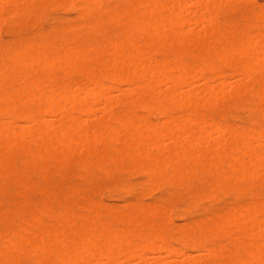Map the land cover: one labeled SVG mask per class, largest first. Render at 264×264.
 Here are the masks:
<instances>
[{
    "label": "rangeland",
    "instance_id": "1",
    "mask_svg": "<svg viewBox=\"0 0 264 264\" xmlns=\"http://www.w3.org/2000/svg\"><path fill=\"white\" fill-rule=\"evenodd\" d=\"M5 1L6 0H4L2 4L0 2V4H1L0 9L2 8L0 10V16H1L0 17V69H4L2 71L0 70V72H1L0 73L1 74L0 75L1 76L0 77V97L5 98V99L2 98V100H4L3 102L0 99V103H2V104H0V113H1L0 114V130H1V132H0V146H2V147H0V152H1L0 153V163H1L0 169L2 170L4 168H6L7 170L4 169L2 172L6 173V171H7L6 175H8V176H6L5 174L2 173V175L6 176V178H4V176H1V173H0V219H1L0 220V260H1L0 264H24L25 262H26L25 264H27V263L28 264H32V263L33 264H39V263L42 264V263H44V261L45 262L47 261L46 262L47 264H53L55 262L57 264V262H58L57 259L61 260L58 262V264H72L75 259H76V263H77V260H80V261H78L77 264H112V263L113 264H251V263L252 264H264V260H263L264 259V255H263L264 254V252H263V250H264V245H263L264 244V230L261 229L264 227V224H263L264 223V214H263L264 213V175H263L264 174V169H263L264 166L259 167V164L255 163L256 161L258 162L259 160H262V161H260V164L264 163L263 162V159H264V151H263L264 150V114H263L264 113V88H263L264 87V64H263L264 63V53L263 52L264 51H262V49L264 50V0H212V1L211 0H198V1H200V3L196 0H174V1L173 0L172 1L167 0L168 3L166 5L165 9L163 8L164 6L160 7V5H162V3H163V5H165L166 0H124V1L123 0H98V1L95 0L96 1V2H94L95 4L92 1H91L92 2L91 3L89 0V1H85L86 4L87 3L89 4V2L91 3V5L89 4L88 6L84 5V3H83L84 0L83 1L81 0V2H80V0H45L46 2L42 1V0H41V2H40V0H13V1L7 0V2H5ZM130 1L133 3V5H131V6H130V4H131ZM156 1H157L158 5L156 4ZM207 1L208 2L210 1L212 5L210 3H208ZM55 2H57V3H55ZM101 2H103L104 4H102ZM121 3L122 4L127 3V4L122 5ZM159 3H160V5H159ZM227 3H228V5H227ZM43 4H44V6H43ZM98 4L100 7L98 6ZM147 4L148 5L150 4V6L151 5L153 6L152 8L150 7L152 12L149 8L147 9V7H148ZM183 4L185 5V7ZM82 6H84L85 8H81ZM91 6H93V7H91ZM120 6H121V8H120ZM140 6H141V8H140ZM143 6H145L144 8H146V9H144ZM187 7H189V8H187ZM93 8H95L96 10L95 9L93 10ZM101 8H102V10H101ZM117 8L120 10H118ZM153 8L154 9L157 8L158 11H157V9H156L157 12L154 11ZM86 10H88L87 13H86ZM117 10L123 16H120V14L117 12ZM128 10L129 11L132 10L131 12H133V15H132L134 18L133 20L132 19L130 20V18H132V16H131L132 13L130 12L128 14L126 12ZM141 10H143V11H141ZM145 10L146 11L148 10V12H151V13H148V12L144 13ZM171 10H172V12H171ZM176 12H178V14H176ZM109 13H111V15ZM153 13H155V14H153ZM173 13L175 16L177 15L175 20L173 19V18H175ZM257 13H258V15H257ZM83 14H84V16H83ZM115 15H116V17H114V19L113 18L111 19V17H113ZM155 15L158 19L157 22L154 20ZM129 16H130V18H129ZM248 16H250V17L247 18ZM181 17L184 18V20ZM123 19H124V21H121ZM95 20L96 21L98 20L99 23L98 22L96 23ZM143 20H144V22H146L145 23V24H147L146 26L143 24L144 22L141 23ZM232 20H234V21H232ZM104 21H105V23H104ZM130 21H133V22L135 21L136 23H138L139 21L140 22L138 24H136L135 22L130 23ZM179 21H180V23H179ZM147 22H149V23H147ZM172 22L175 24H173ZM84 23H85V25H84ZM100 23H101V25H100ZM161 23L165 27H162ZM141 24L144 25L148 30L144 29V27L141 28L140 26H138ZM157 24H158V27L156 26ZM168 24H170V25H168ZM98 25H99V27H98ZM121 25L122 26L124 25V26L122 27ZM149 25H151V26L148 27ZM86 26H88L89 28ZM91 26H93V27H91ZM101 26H102V28H101ZM134 26L135 27L138 26L139 29L136 28L138 30H135ZM152 26L155 27V29ZM126 27H129V28H127V30H126ZM130 27L132 28V30L134 29L133 31H135V34H133V35L135 36L136 39L134 38L133 35H130V37H133V39H131L129 37L128 41L130 39L132 41L130 40L131 42H127V40H126L125 42L128 43V44H126L123 41L124 40L123 38L126 39V37H125L126 35L124 36L122 33L123 32H124V34L127 33L131 29ZM120 29L122 30V33H121ZM210 29H212V30H210ZM91 30H92V32H91ZM213 30H215V31L213 32ZM195 31H196V33H195ZM203 31H204V33H203ZM63 32H64V34H63ZM130 32H132V31L130 30ZM205 32H207V33H205ZM66 33H67V35H65ZM144 33H146L147 35ZM150 33H152L151 34L152 36L150 35ZM118 34H120V35H118ZM140 35L142 36V38ZM100 36H101V38H100ZM144 36L146 37V39ZM148 36L150 38H148ZM159 36L161 37V39ZM81 37L84 39H82ZM118 38H120L123 41V43ZM186 38H188V39H186ZM200 38L203 42L200 40ZM154 39L156 40V42ZM95 40H97V41H95ZM114 40H117L116 41L117 43L114 42ZM143 40H146L147 44L153 43L154 45L153 44L147 45L146 42ZM162 40H163V43H162ZM164 40H165V45H163ZM183 40H185L186 42L185 41L183 42ZM188 40H189V42H188ZM109 41H111V42H109ZM166 41H167V43H166ZM227 41H229V42L232 41V43L234 42L236 45L232 46ZM246 41H248V42L246 43ZM87 42H88V44H87ZM171 42H172V44H171ZM182 42H183V45H182ZM192 42H194V43H192ZM197 42H199V43H197ZM222 43H224L225 45ZM114 44L118 47L115 48ZM166 44H167V46H166ZM237 44H239L240 46H238ZM45 45H47V46H45ZM104 45H106V46H104ZM128 45H129V47H128ZM160 45H161V47H160ZM193 45H195V46L193 47ZM98 46H100V48ZM231 46H232V48H231ZM261 46H263V47H261ZM235 47H238V48L241 47L242 50L239 49V50H241V51H239V54H237L238 49ZM255 47H256V50H255ZM34 48H35V50H34ZM65 48H67V49H65ZM96 48H97V50H96ZM135 48H138L139 53L137 52V49H135ZM217 48L221 50V51L219 50L218 53L216 50ZM227 48L230 49L231 53H228ZM23 49H25V50H23ZM36 49L39 52L40 51L41 52L40 53L37 52ZM74 49L77 51V53H75ZM86 49L88 51H90L89 54H88V51H86ZM177 49H179V50H177ZM224 49H226L227 51L226 50L224 51ZM235 49H236L237 53H236ZM52 50L55 52H53ZM95 50L97 53L96 52L94 53ZM110 50H112V52H110ZM184 50H186V51H184ZM215 50H216V53H215ZM71 51H72V53H71ZM83 51L84 52L86 51V52L84 53ZM173 51H175V52L173 53ZM178 51H180V52H178ZM207 51H210V52L207 53ZM78 52H81V54ZM98 52H99V54H98ZM225 52L228 54H226ZM48 53L50 55H52L53 59L55 58L53 60L54 64H53V61H50V59H47L48 56L50 58V55ZM211 53H213V54H211ZM220 53L224 54V56ZM256 53H257V55H256ZM18 54H20L21 56ZM69 54L71 55V57L70 56L68 57ZM72 54L74 56V59L78 58L77 56L75 57V55H77V54H78V56L83 54V56H81V59L79 57L78 59L74 60L72 57ZM94 54H95V57H94ZM96 54H98V55H96ZM207 54H209L208 55L209 57L207 56ZM210 54L213 55V57ZM219 54L221 55V57H223V59L220 58L221 60H218L220 57ZM57 55H59V56H57ZM217 55H218V57L216 59ZM22 56H23V58H22ZM34 56H36V57H34ZM38 56H39V59L37 58ZM45 56H47V58ZM64 56H65V58H64ZM259 56L261 57L260 60L258 59ZM14 57H16L17 60H15L16 58H14ZM92 57H93L94 61L90 60V58H92ZM151 57H152V59H151ZM63 58L66 60L68 58L70 60V58H71V63H73V64L76 61L77 62L76 63L77 68L74 67L73 64H71L70 62H67L66 60H64ZM86 58H89V59L87 60ZM100 58L103 59L102 60L103 62L100 60ZM138 58H140V59L137 60ZM208 58L210 60L212 59L213 61L210 62V60ZM12 59H14V60H12ZM42 59H44V60L46 59V61H44V60L42 61ZM59 59H60V61H58ZM72 59L74 60V62H72L73 61ZM144 59L146 60V63H145ZM204 59H206V60L203 61ZM23 60H25V61H23ZM63 60H64V63L62 64ZM82 60H85L86 64H84L85 61H82ZM222 60H223V63H222ZM26 61H27V63H26ZM49 61L51 63H48ZM55 61H57V64ZM100 62H102V63H100ZM188 62H190V63L188 64ZM202 62H204V63L202 64ZM235 62H236V64H235ZM93 63H95V64L93 65ZM110 63H112L113 65ZM142 63H143V65H142ZM165 63H166V66H165ZM51 64H53V65H51ZM59 64H61L62 66ZM69 64L71 65V67L69 66ZM90 64H92L93 67H91ZM101 64H103V65H101ZM104 64H105V66H104ZM107 64H109V65H107ZM204 64L206 65L205 67H204ZM114 65H117L118 67H116ZM167 65H169L168 68H167ZM40 66H41V68H40ZM102 66H104L103 69H105L106 71L102 69ZM158 66L160 69L158 68ZM86 67L89 69V71H85V70H87ZM89 67H91V68H89ZM128 67H130V68H128ZM79 68H80V70H79ZM197 68H199V69H197ZM155 69H156V71H155ZM209 69H210V71H209ZM68 70H70V71H68ZM121 71H122L123 76L121 74ZM160 71H161V73H160ZM42 72H44V74H42ZM99 72H100V74H99ZM111 72L112 73L117 72V73H114V75L112 74L109 77L108 74H111ZM129 72H130V74H129ZM11 73H12V75H11ZM45 73H47V74H45ZM173 73H175V75ZM2 74H4V75H2ZM116 74H119V75L115 76ZM124 74H125V76H124ZM131 74H133V75H131ZM48 75H51V76H48ZM94 75H95V77H94ZM157 75H159L158 76L159 80H156ZM180 75H181V77H179ZM2 76L4 79L2 78ZM5 76H7V77H5ZM113 76L116 77V79L113 78ZM172 76H174V77L172 78ZM53 77H55V78H53ZM130 77H132V79ZM160 77L162 79H160ZM48 78H49V80H48ZM176 78H177V81H176ZM180 78H182V80L184 79L185 81L183 80L181 82ZM18 79H19V81H18ZM89 79H91V80H89ZM98 79H99V81H98ZM129 79H130V84L127 83V82H129ZM172 79H174V81H176L175 83H177V86L175 83L172 84L173 81L172 82L170 81ZM40 80L41 81L43 80V81L40 82ZM92 80H97L98 84H100L101 87L97 85L96 81H94V83H93ZM133 80H134V82H133ZM16 81H18V82H16ZM158 81H160V83ZM26 84H28V85H26ZM139 84L141 86H138ZM220 84H222V85H220ZM61 85H62V87H60ZM143 85H145L146 87L143 88L144 87ZM74 86L76 87V90H75ZM238 86H239V88H238ZM89 87H90V89H89L90 91L89 90L87 91L86 88H89ZM133 87H134V90H133ZM1 88H3V89L1 90ZM50 88L54 91H52ZM94 88H96L95 89L96 94H94ZM103 88H104V90H103ZM73 89H74L75 93H72ZM97 89H100L102 91L97 90ZM129 90H130V92H129ZM11 91H12V93H11ZM16 91H17V93H16ZM18 91H19V95H18ZM68 91L72 93V96H70L71 93H69ZM77 91H79V95L78 94L75 95L76 93H78ZM86 91H87V93L85 94ZM97 91H99L98 94L100 96H101V94H103V95L101 97L98 96ZM250 91H252L253 93ZM88 92H89V94H88ZM90 92L91 93L93 92V94H90ZM144 92H146V94ZM220 92H221V94H220ZM240 92H241V94H240ZM53 93H55L58 96L54 95ZM165 93H166V95L164 96ZM190 93H191V95H190ZM250 93H251V95H250ZM73 94L75 96H73ZM211 94L213 96H211ZM14 95H15V98H14ZM93 95H95V97H93ZM167 95L170 97L169 101L171 103L168 102V100H165V101L163 100L164 98L167 99V97H168ZM218 95H220V96L222 95L221 99ZM9 96L10 97L12 96L13 100H11V98ZM49 96L52 98H49ZM184 96H186L188 98L184 102V105H182L183 104L182 102L185 98ZM214 96H215V98H214ZM252 96H253V98H252ZM68 97H70V98L72 97V99H74L75 97L78 98L77 100H80L81 104L79 101L77 102V100H75V99H74L75 101L72 102V100H70V98H69L70 103L71 102L74 103V104H71V106L73 105L74 106L73 108H75V109L72 110V108L70 107V109L67 110L68 109L67 107L70 106L69 105L70 103H68L69 100H65V99ZM151 97H153V98H151ZM222 98H223V100H222ZM213 99H215L216 101H214ZM48 100H49V102H48ZM146 100L148 101L149 104L146 103L147 102ZM175 100L177 101V103ZM188 100H190V101L188 102ZM209 100L212 102H210ZM65 101H68V102L65 104ZM121 101H122V103H121ZM144 101H146V102H144ZM50 102H52V103H50ZM213 102H215V103H213ZM248 102H250V103H248ZM85 103L88 105H84ZM179 103H180V105H179ZM79 104L82 105L81 107L83 108V110L80 109L81 112H79V109H78V107L80 106ZM89 104H91V107L89 106ZM143 105H145V107H143ZM148 105H151L153 107L151 108ZM154 105H155V107H154ZM163 105L167 106L168 110H166L165 109L166 107L165 106L163 107ZM175 105H177V106H175ZM203 105H205V106L203 107ZM10 106H12V107H10ZM62 106H64V107H62ZM2 107H4V108H2ZM21 107H22V109H21ZM31 107H32V109H31ZM59 107L61 109H59ZM89 107H90V109H89ZM141 107H142V109H141ZM147 107H148L149 111H148V109L146 111L145 108H147ZM156 107H159V110L161 112L160 111L157 112L156 109L154 111V108H156ZM179 107H181V108H179ZM25 108H27V109H25ZM47 108H49V109H47ZM64 108H65V110H63ZM87 108H88V110H86ZM150 108H151V112H150ZM249 108H252V109H249ZM24 109L27 111H24ZM56 109H58V110H56ZM29 110L32 111V113L34 112V114L30 113L31 115H28L30 112ZM71 110H72V113H71ZM84 110H85V112H88V113L86 114L84 112ZM89 110H91V111L89 112ZM157 110H158V108H157ZM21 111L27 112L26 115H28V116L27 117H26V115L23 116V113ZM83 112L85 114H83ZM123 112H125L126 114L125 113L123 114ZM155 112H157V113H155ZM260 112H263V113H260ZM67 113L68 114L71 113L69 115V117H71L72 122L71 121L69 122V120H68L69 118L68 119L66 118L68 116ZM36 114L39 115L38 119H37L38 116ZM138 115H139V117H138ZM31 116L35 117V119H32L33 123L30 120ZM130 116H133V117L131 118ZM27 118L30 121H28ZM121 118H122V120H125V118H126L125 125H126L127 129L123 125L122 122H124V121H122ZM130 118H131L130 121L127 120ZM66 119L68 122H64ZM117 119L121 120L122 122L120 121L121 123H119V121ZM181 119H182V121H181ZM193 119H195V120H193ZM34 120H36V121L34 122ZM78 120H80V121H78ZM75 121H77L78 124ZM101 121H103V122H101ZM183 121L187 122V124L184 123ZM42 122L45 123L46 125L43 124ZM98 122H101V124L99 125ZM139 122H141L142 124H140ZM208 122H210L212 124H210V123L208 124ZM63 123L65 125L62 126L61 124H63ZM175 123H177V124H175ZM183 123H184V126H182ZM28 124L31 126H29ZM128 124H129V127L131 129L129 127H127ZM145 124H148L149 127L155 126V130L151 127H150L151 130L149 129V127L146 129L147 125H145ZM215 124H216L217 128H216ZM259 125L262 127H260ZM51 126H53V127H51ZM56 126H57V128H54ZM65 126H66V128H65ZM67 126L70 127V129L72 127L75 131L73 129L71 131H69L70 129H68L69 132H67ZM220 126H221V129H219ZM22 127L23 128L25 127V128L22 129ZM37 127H40L41 131H43V133H41L40 128L38 129ZM49 127H51V128H49ZM144 127H145V129L143 130ZM8 128H10V129L8 130ZM225 128L228 129V130H226L228 133H225L226 132ZM232 128H234L233 133H235V134L238 133L236 136L231 133L233 130ZM152 129H153V132H155V133L152 132V134L157 133V135H155L157 138L154 136L155 137L154 139H156L155 140L156 144L154 141L155 145L152 144L153 147L151 146V148H150V146L148 144H145V143L143 144V142L146 140L145 139L146 136L148 139V135H149V139H150V141L148 139L149 143L153 140L152 139L153 136H151L152 138H150V132L152 131ZM23 130H25V131H23ZM32 130H34V133ZM141 130H143V132ZM149 130H150V132H149ZM158 130H159V134H160L159 136H158V132H157ZM203 130L207 131V134L211 135L212 137L207 136L205 134L206 132H204ZM212 130H214L215 132L214 131L212 132ZM219 130H221V131H219ZM64 131L67 132L68 135L65 134ZM121 131H123V132H121ZM258 131H259V134L262 133L259 135V138H257L258 137L257 136ZM260 131H262V132H260ZM109 132H113L114 134H116L117 136L113 135V133H112V135L115 136L116 139L111 140L115 137L112 138V136H110L111 133H109ZM135 132H136V134H134ZM141 132H142V134H141ZM220 132L222 133L221 134L222 136L219 135ZM251 132L253 133L254 136L252 135ZM35 133H36V135H34ZM63 133L65 135H63ZM76 133H78V134L76 135ZM81 133H83V134L85 133V135H82ZM96 133H98V134H96ZM122 133H125V134H122ZM139 133L141 134V136L145 135V134L146 135H145V137L144 136L141 137ZM79 134H81V135H79ZM87 134H88V136H87ZM100 134H101V136H100ZM102 134H103V136H102ZM165 134H167V135H165ZM202 134L205 135L204 139L206 138V140L203 139ZM26 135H28V136H26ZM40 135H41V137H40ZM61 135H62V137H61ZM128 135L130 138H128ZM245 135H247V136H245ZM69 136H71L70 140H69ZM78 136H81V137H78ZM42 137H43V140H45V141L41 140ZM117 137L119 139L121 138V140H117L118 139ZM126 137H127V139H126ZM140 137L141 138L144 137V139L141 140ZM169 137H171V138H169ZM62 138L64 139V143H61V142H63ZM79 138L81 140H78V144H77L76 139H79ZM109 138L112 142L109 140ZM131 138L133 141H131ZM136 138H138L139 141H141L142 143H140L139 141L136 142V140H137ZM244 138H246V139L244 140ZM50 139L54 140L53 143H56L58 146L57 145L55 146V144H52L51 143L52 140L50 141ZM96 139L98 140V142L96 141ZM175 139H176V141H175ZM189 139L191 140L190 142H189ZM46 140H47V142H46ZM72 140L74 142H72ZM104 140H105L106 145L103 144ZM158 140H160V142ZM179 140H181V141L179 142ZM88 141L91 143H89ZM118 141L121 144L118 143ZM125 141L126 142L128 141L130 143L127 142L128 143V145H127V143L125 144ZM148 141H146V143ZM243 141H245V142H243ZM15 142H17V143H15ZM174 142H176V145ZM193 142H195V143H193ZM200 142H203V143H201L202 145L199 144ZM81 143H83L85 145V147H83L84 145ZM135 143H137V144H135ZM190 143L192 144L191 147H190ZM243 143H244V146H243ZM7 144H10V145L8 146ZM130 144H132L131 146H133L135 148L129 146ZM157 144H158V146L160 145V148H162V150H159L160 148L156 147ZM184 144H186L185 147H184ZM194 144H195V146H194ZM245 144H247V146H250V147H247L248 150H247V148H245L246 152L244 151L245 153L243 154ZM120 145H122V146H120ZM23 146H25V147H23ZM111 146H113V147H111ZM137 146H140V147H137ZM143 146L146 148H144ZM174 146L175 147L177 146V149ZM206 146H207V148H206ZM54 147L56 150L54 149ZM64 147L66 148L67 151H65ZM86 147H89V149H87ZM104 147H106V149ZM122 147H124V148L122 149ZM192 147H194V148H192ZM196 147H199V148L196 149ZM231 147L235 151L234 150L232 151ZM239 147H241V150L242 149L243 150L241 151ZM38 148L41 150V152ZM49 148H50V151H49ZM68 148H70V149L68 150ZM113 148L116 151L120 150L123 153H121L120 151L116 152L115 150H113ZM137 148L138 149L140 148V150H141V148L142 149L144 148V150L146 149L145 151L148 152V156H147V154H145L144 150L142 153L146 157H143L144 155L140 156V154L138 153L139 150H137ZM221 148H222V150L220 151ZM249 148H251L250 150H252V151H250ZM3 149H5L6 151ZM29 149H31V151ZM228 149H229V151H228ZM38 150H39V152H37ZM92 150L94 151V153ZM131 150H133L134 154H132ZM157 150H158V152H157ZM196 150H197V152H195ZM28 151H30V152H28ZM68 151L70 154L68 153ZM88 151H90V153ZM161 151L164 153H162ZM179 151L183 152L184 156H181L182 153ZM187 151H188V153H193V151L195 152L193 154H195L194 159L196 160V162L194 160L193 162L195 164L193 163L191 165L198 166L197 169H196V167H194V168L190 167V169L188 168L190 166V163L193 160V156H191V154H189L190 156L189 155L187 156V153H186ZM48 152L51 155H49ZM106 152H107V155L105 154ZM128 152H129V155H128ZM150 152H151V156L156 157V158L151 159ZM223 152H224V154H223ZM41 153H44V155H42ZM101 153L105 154V155L102 156ZM111 153H113V154H111ZM177 153H179V154H177ZM196 153H198V154L196 155ZM218 153H220V154H218ZM254 153L257 154L256 159H255ZM88 154L91 157L88 156ZM114 154H115V156L118 155L117 157L119 159H116ZM130 154H132V155H130ZM203 154H206V156ZM246 154H248V155L250 154L252 156L251 157L252 163L250 162V159H249L250 157H247L248 155H246ZM63 155H65V156H63ZM95 155H98L99 157L95 156ZM134 155H135V157H134ZM178 155L182 159L179 158ZM219 155H220V157H219ZM222 155H224V156H222ZM40 156H42V157H40ZM122 156H124V157H122ZM208 156H210V157H208ZM45 157H47V159ZM80 157L82 160H84V163H82V161H80L81 160ZM106 157H107V159H104ZM197 157H199L201 160ZM212 157H214L215 161H216V159L219 160L220 163L218 162V164H220V165L218 167L220 169L224 168V170L221 169L222 174L219 173L220 169H217L218 167L217 168L215 167V165L213 163L214 159ZM34 158H36V159H34ZM99 158H101L102 160ZM108 158H109V160H108ZM147 158H149L148 159L149 162L147 161ZM168 158H170V159H168ZM178 158L184 163V166L182 165V162H180V161L177 162ZM188 158H189V160L190 159H192V160L189 161ZM196 158L199 160H197ZM206 158H208V159H206ZM233 158H237L236 160H238V162L236 160H234ZM22 159H23V161H22ZM55 159L57 161L58 160H60V161L57 162ZM62 159L64 162L61 161ZM88 159H89V162H88ZM254 159L256 161H254ZM4 160H5V162H4ZM26 160L29 163H27ZM154 160H157V161L154 162ZM173 160H175V161H173ZM206 160H208V161H206ZM232 160L236 161V166L240 167V165H242V168H244V171L247 174L245 175L244 171L243 172L240 171L241 174L239 172L237 173V170L235 169L236 167L234 168L236 171H234V170L231 171L232 168L230 169L231 165L230 164L228 165V163H229L228 161H230V163L232 164V163H234V162H232ZM9 161H10V163H9ZM101 161H103V164H104L103 166H101L102 164H100ZM119 161H120V163H119ZM166 161H167V163H166ZM197 161L202 162V163H200V169H199V164L196 165ZM211 161L213 163L212 165H211ZM242 161H246V163L242 162ZM79 162H81L83 166ZM90 162H91V164H90ZM104 162L105 163L107 162V163L105 164ZM153 162L154 163L159 162L161 165H158V163H156L157 164V166H156V164H154ZM176 162H177V164L179 162L181 163V166L183 167V169L180 167L179 164H178L179 167H177V169H179L181 172L179 174L184 175L185 179L187 178L186 180H184V178L181 175L177 176V178H179V176H181V179L180 178L177 179L176 175L174 176V174H176V173H174L175 170H173L174 169L173 164L176 166V164H175ZM206 162L209 163V165L206 164ZM239 162L241 163L240 165H238ZM57 163H59V164H57ZM92 163L94 165H96V164L97 165L93 166ZM151 163H152V165H151ZM170 163H172V164H170ZM216 163H217V161H216ZM98 164L100 167H102V168H100V170H99ZM142 164H143V166H142ZM149 164L151 165L150 170L152 169V171H153V173L151 174V172H152L151 171L150 174L153 175L155 178L157 176V175L155 176L156 173L154 174L155 166L157 167V169H158V167L160 169L161 168L160 166L163 167L162 170L163 169L164 170H163V172H162V170L159 171L162 173H160L161 175L159 174L157 176L158 178L154 179V177L151 176L150 174L148 176L149 170H146L147 166L144 169V166L149 165ZM188 164H189V166H188ZM5 165H6V167H5ZM43 165L45 167V169H44V167H42L44 170H42V168H41V166H43ZM55 165H56V168L53 167ZM171 165H172L173 169L170 167ZM201 165H204L205 167L201 166ZM243 165H245V167H243ZM257 165H258V167H257ZM86 166L87 167L89 166V167L87 168ZM115 166L120 169L119 170L120 172L118 171V169ZM152 166H154V169ZM212 166H214L213 169H217V170L216 171L213 170L211 168ZM251 166H253V167L251 168ZM83 167H85L84 168L85 172H83L84 170H82ZM203 167L205 168L204 170H206L205 172L203 170ZM207 167H209V168H207ZM249 167L251 169H249ZM142 168H143V171H142ZM240 168L238 169V171L240 170ZM253 168H255L254 169L255 174H253L254 173L252 171ZM106 169H108L109 171ZM147 169H149V166L147 167ZM177 169H176V172H179V170H177ZM181 169H182V171H181ZM247 169L250 170V172ZM86 170H87V172H86ZM125 170H126V172H125ZM198 170H199V172H198ZM246 170L250 173V175L248 174V172ZM191 171L195 172V174L192 173ZM223 171L225 172L224 173L225 177H223ZM11 172L14 173L13 178H12ZM88 172H90L91 175ZM107 172L110 175H108ZM145 172L146 173L148 172L147 175ZM164 172L165 173L167 172L170 177L168 178L167 177L168 175L165 174ZM202 172H204V173H202ZM209 172H211V173H209ZM212 172H213V175H210V174H212ZM251 172H253L252 174L254 176L251 174ZM105 173H106V176H105ZM191 173L193 174L192 176H191ZM231 173L233 175L235 174V176H233ZM242 173H244V174L242 175ZM162 174L165 176H162ZM186 174H187V176H186ZM230 174H231L232 179L229 176ZM79 175H81V176H79ZM215 175L217 176L218 181L221 178L222 179L220 181L224 182V180H225V184L222 183V185H221V187L223 186V189L220 188L221 192H218V191H220V189H217L218 187H220V185H218V186L215 185L216 183L219 184V182L217 180H215L216 179ZM241 175H242V177H241ZM244 175H245L246 179L244 178ZM95 176L99 177V178H96ZM150 176L153 177L152 179L154 181H152V179L150 180V178H151ZM237 176L239 178L240 177L241 178L239 179V178H237ZM16 177H18V178H16ZM80 177L81 178L84 177V178L80 179ZM164 177H166L168 179H166ZM226 177H230L227 179L228 183H227ZM242 178H244V181L242 180ZM15 179L17 181H15ZM90 179L92 182L89 181ZM100 179H101V181H100ZM157 179H159V180H157ZM165 179L168 180L169 183H168V181L166 182ZM171 179H172V181H171ZM247 180L249 181L248 183L246 182ZM203 181H204V183H203ZM215 181H217V182L214 183ZM241 181L244 183H242ZM154 182L156 184H154ZM209 182H210V184H209ZM227 184H228V187H227ZM55 185L56 186L58 185V186L56 187ZM211 185H213V187L215 185L216 190L215 189L211 190L210 189ZM240 185L242 186V189H241L242 191H243V187L246 190H244L242 192L240 189H238ZM75 186H77V187H75ZM241 186H240V188H241ZM129 187H130V189H129ZM73 188H74V190L76 189L74 192H73ZM197 191H199V192H197ZM211 192L215 193V195H212ZM250 192H252L253 194ZM72 193H75V194L73 195ZM198 193H201V194L199 195ZM209 193H211V195H209ZM205 194H206V196H205ZM25 196L28 199H26ZM64 196L67 197L66 200H65L66 197H64ZM251 196H253V197L250 198ZM54 199L55 200L57 199V200L55 201ZM73 200H74V202H73ZM254 202H256V204H254ZM59 203H61L60 206H59ZM37 204H39V206ZM44 204H47V205H44ZM62 204H64V205H62ZM141 204L143 206H140ZM77 205H79L78 207L80 209L77 207ZM137 205H138V207H137ZM245 206H247V207H245ZM19 207H20V209H19ZM45 207H51V208L53 207L52 209L49 208L51 213H50L49 209L45 208ZM142 207H143V209H144V207L147 209L143 210ZM153 207H155L156 211H153L154 209H151ZM163 207L164 208L166 207L165 210ZM77 208H78V210H77ZM87 208H88V211L85 210ZM136 208H137V210H134ZM31 209H32V211H31ZM65 209L67 210V212ZM69 209L71 211H68ZM29 210L31 211V213ZM41 210L44 214L46 213V211H49V214L46 213L47 216H46V214L43 215L42 213H40ZM106 210H108V211H106ZM140 210L144 211V215L147 213V211L148 212L151 211V213L154 212V215L152 213V214H150V215H152V217H150V216L147 217V214L150 213L149 212L145 216H143L141 214V213H143V211H142L140 213L141 215L139 214V216H138V213L140 212ZM145 210H146V213H145ZM236 210H237V212H235ZM259 210H261V211H259ZM129 211H131L130 214H129ZM166 211H167V214H166ZM226 211H229L227 213H230V214L228 215L226 213ZM59 212L61 213V215ZM91 212H93V214ZM132 212H133V214H132ZM157 212H158V214H157ZM231 212H232V214H231ZM76 213H78V214H76ZM81 213L83 215L84 214L85 215L83 216ZM87 213H89V214H87ZM102 213H104V214L101 215ZM110 213L113 216H111ZM224 213L227 216L226 219L224 218V216H225V215H223ZM234 213L237 216V218H243L244 220L242 219L243 221L241 220V222H240V219L235 218L236 216L233 218L232 215ZM245 213L247 214V216ZM30 214L33 215V216L31 215L32 219L30 218ZM50 214H51V216H50ZM114 214H115V216H114ZM155 214H156V216H155ZM215 214L217 216L219 215V217H217ZM75 215H78V216H76V218H75ZM116 215L117 216L120 215V217H116ZM128 215H129V217H128ZM130 215H131V217H130ZM160 215H161V217H159ZM252 215H254V216H252ZM37 216H38V219L36 218ZM66 216H68V217H66ZM87 216H88V218H87ZM132 216H134V217H132ZM164 216H166V217H164ZM228 216H230V217H228ZM238 216H240V217H238ZM115 217L119 218L118 221ZM122 217H123V219H122ZM143 217H144V219H143ZM231 217H232V220H231ZM246 217H247V219H246ZM249 217L251 218V220ZM29 218H30V220H29ZM50 218H52V219H50ZM81 218L82 219L84 218L85 220L84 219L82 220ZM133 218L135 219L134 222H133ZM219 218H220V220H221V218H223L222 222L220 221L222 223V225H220V222L218 221ZM227 218H229V219H227ZM252 218H254L255 221L251 222L250 227H249L248 222H249V220L252 221ZM12 219L14 221H12ZM128 219H129V221H127ZM145 219H148L147 222L144 221ZM210 219H212L215 222H213ZM224 219H225V221H224ZM233 219H235V220L233 221ZM32 220H34V221H32ZM153 220L155 222L156 221L157 222L155 223ZM228 220L233 221V222H229ZM238 220L241 223V225H243L241 228L239 227V226H241L239 222L235 223V221L237 222ZM261 220L263 223L260 222ZM39 221H40V223H39ZM135 221L138 222L140 226L142 225L141 226L142 229L140 226H138V223H136ZM143 221L146 222V224ZM207 221H208V223H207ZM245 221H247L246 224H244ZM121 222H122V224H121ZM123 222H125V223H123ZM158 222H159V224H158ZM226 222H227V224L228 223L229 224L228 225L225 224ZM81 223L88 224V225H84ZM100 223H101V225H100ZM142 223H144L146 226L144 225V227H143ZM147 223H148V225H147ZM153 223H155V224H153ZM89 224L96 231L93 230L89 226ZM103 224L105 226H102ZM157 224L159 225V227ZM161 224H162V227H161ZM167 224H168V227H167ZM206 224L208 225V227ZM237 224H239V226ZM50 225H52V226H50ZM152 225H153L154 229L152 228ZM200 225H201V227H199ZM209 225L215 226V227L210 226V228H211L210 229ZM223 225L225 226V229H224ZM24 226H25V228H24ZM85 226L86 227L89 226V227H87L88 229ZM96 226L98 228V231L100 230V231L106 232L107 231L106 228H107V229H110L111 232H110V230H108L110 233L106 232L105 237L106 236L107 237L104 239V238H102V236L104 234L102 233L103 235H101V232L97 231ZM203 226L205 228H203ZM234 226H235V228H234ZM43 227H45V228H43ZM99 227L105 228L104 229L105 231L101 230ZM113 227H115V228H113ZM133 227H136V228L134 229ZM157 227H158V229H156ZM160 227H161V230H160ZM189 227L190 228L192 227L191 231L189 230L190 229ZM236 227L237 228L239 227V228L237 229ZM55 228H57V230ZM71 228H72V230H69ZM163 228H164V230H163ZM199 228L202 229V232H205L204 237H203L204 239L203 238L201 239L202 243H199L200 242L199 239L201 238L199 235L202 234V233L200 234ZM207 228L210 230L208 231ZM213 228H215L216 232L211 231ZM247 228H249V229H247ZM256 228H258V229H256ZM86 229L87 230L90 229L89 232L95 231V233L93 232L94 235H92V233L90 234L91 239H92L91 241H93V242H91V244L90 243L88 244V241L85 242L86 240L85 241L83 240L84 243L79 242V240H81L79 238L86 239V237L88 236L89 233H86V231H87ZM182 229H183V231H182ZM240 229H241V231H243L242 229H245L244 233L239 231ZM26 230H28V231L26 232ZM47 230H49V231H47ZM63 230H65V231H63ZM74 230L77 231L78 234L75 233ZM124 230H126V231H124ZM184 230H185V233H184ZM249 230H251V231H249ZM41 231H43V232H41ZM54 231L55 232L58 231V233L56 232L54 235L53 234ZM82 231L86 235H84L82 233ZM112 231H113V234L114 233L115 234L117 233L120 235L125 234V236L127 238L121 239V237H124V235L123 236L121 235V237L119 238L122 240V246H120L121 243H120V245H118L119 244L118 241H120L118 238H117L118 241L116 240L115 237H114L115 239L112 238L113 236H116L117 234L113 235L111 237ZM136 231H141V233H139V232L137 233ZM248 231H249V233H248ZM34 232H37V233H35L36 237L33 236ZM50 232L54 235V236L51 235V238H52V236H53V238L55 237L54 240L52 241V243H49V240L51 241V239L48 238V236L50 235ZM96 232H98V234L101 235L100 238L97 237ZM154 232H155V234H154ZM28 233H29V235H28ZM69 233H71L72 235ZM143 233L146 235H144ZM159 233L160 234L162 233L161 234L162 237H160V240H158L159 239V237H158ZM189 233H191V235L193 234V237L196 234L194 239L195 240L198 239L199 242L197 240V241H195L196 242L195 243L194 239L191 235L190 236L192 238V241L189 242V240H188V239H190ZM207 233H208V235H207ZM230 233H231V235H230ZM246 233H247V235H246ZM251 233H253V235ZM24 234H25V236H23ZM41 234L44 235V237ZM56 234H57V236L59 234V237H60L59 240L63 243V245L61 244V242L59 240H58L59 245L56 243V241L58 239V238H56ZM62 234H63V239H62ZM109 234H111V235H109ZM183 234H184V238H183ZM186 234H187V236H185ZM261 234H262V236H261ZM244 235H246V237ZM7 236H9V237H7ZM94 236L97 237L98 240H97V238L95 239ZM109 236H110L112 242L110 241ZM139 236L141 238H139ZM144 236H147V238ZM154 236H156V237H154ZM196 236H198L200 238H198V237L196 238ZM74 237H75V243L73 242ZM118 237H119V235H118ZM180 237L183 238V241L185 244L183 243V241H181L182 239H180ZM186 237H188V239ZM251 237H253V238H251ZM46 238H48L49 240ZM156 238H158V239H156ZM185 238L188 241H186ZM55 239H56V241H55ZM128 239H130V240L127 243ZM144 239H145V241H142ZM163 239L166 241H164ZM247 239H248V242L246 241ZM253 239H255V240H253ZM37 240H39L40 242ZM42 240L44 241L43 245H40V244H42L41 243ZM161 240H162V242H161ZM107 241L111 242L112 244L116 243L115 245L113 244L114 246H116V245L120 246V247L116 246L115 249L118 248L116 250L115 249L114 250L108 249V250H110V254H108L109 257H110V255H112L113 251L118 250V254L120 255L122 252V254L124 255V258H123L122 254H121L122 256L120 255V257H119V255L117 256V252L115 253L116 254L115 257L117 256L118 261L113 255L111 256V260H109V258L105 257L106 256L105 254H107V252H106L107 248H104V247H106V245H108L109 242H107ZM251 241H253V242H251ZM30 242H32L33 244L35 243V247L37 246L36 244H38V245H40V247H43V249L45 248V250H43V251L45 254H48V255H46V257H45L43 252H42V255H44V256H42V257L39 255H35V254H40V251L39 252L37 251V250H39V249H37L38 246H37V248H35L32 245V243H30ZM76 242H79L80 243L79 245L83 246V247H85L83 244L86 245V243L88 244V247L90 245L91 246L93 245L92 246L93 248H91V246L89 247V249H90L89 252H88V250H86V248L88 249V247L86 246V248H85V251L88 252L87 253V260L88 261L85 259L86 256L82 255V258L79 257V255H81L84 250L83 251L81 250V254H76V252L79 253V251H80L79 245H78L79 249L72 247L73 246L72 244H74V247H77ZM117 242H118V244H117ZM145 242L146 243L149 242V243H147L148 248L143 247L146 245ZM164 242H166V243H164ZM192 242H194V244H192ZM239 242H240V244H239ZM245 242H247V243H245ZM46 243H47V246L44 245ZM111 243H109V244H111ZM198 243L203 245V246L199 247L200 245H198ZM250 243H253V248H252V244H250ZM53 244H54V246H53ZM65 244H68V245H65ZM70 244L72 246L70 247L71 249L69 250V252L77 249L76 251L72 252V255L75 254L76 258H75V256H74V259L72 256L68 257V256H70L69 252H68V254H67L68 262L66 263V261L62 257L61 252L63 253V251H64V254L67 253V251H68L67 249L69 248V247L67 248V246H70ZM97 244H99L98 248H94V245L97 246ZM124 244H125V247L122 249ZM139 244H141L142 247ZM220 245H222V246L220 247ZM52 246L55 248H53ZM108 246H109V248H111L112 245H108ZM133 246H134V248H133ZM194 246H196V247L194 248ZM205 246L207 248L211 247L212 249H209V248L207 249ZM29 247H31V248H29ZM47 247H49L50 250ZM83 247H81V248H83ZM99 247L103 251V252L101 251L102 253L99 252L100 251ZM140 247H141V249H140ZM219 247H220V249H219ZM233 247H234V249H233ZM257 247L260 249V252H259V250H256ZM4 248H6V249H4ZM8 248H9V250H8ZM126 248L128 250H126ZM130 248H131V250H130ZM235 248H237V249H235ZM238 248H239L240 252L238 251ZM46 249H48L49 252H47ZM56 249H58V250H56ZM93 249H95V250H93ZM97 249H99V251ZM121 249H122V251L119 252ZM142 249H143V252H142ZM248 249H250L249 251H251L254 254H256L254 251H256V252L258 251V253L261 254V257H260V255H259V257L263 261H260V258H259V260H257V262H256V259H258L256 255L254 256L255 260L251 259L252 256L251 257L249 256L250 255L249 253H251V252H248V251L246 252V250H248ZM53 250H54L53 254L51 252V255H50V251H53ZM92 250H93V252L94 251L95 252L94 253L91 252V255H90V251H92ZM139 250H141V251L138 252ZM206 250L207 251L211 250V252H213L214 254L211 253L212 254L211 255ZM222 250H224L225 252ZM227 250H230V251H227ZM96 251H98V253ZM125 251H126V256L123 253ZM56 252H57V254H56ZM135 252H136V254H135ZM230 252H231V254H230ZM139 253H141L140 254L141 258L140 257L138 258ZM234 253H236V254H234ZM85 254L86 253H84V255ZM92 254L97 255V256H93ZM9 255L11 257H9ZM77 255H78V257H77ZM101 255H102V257H101ZM47 256H49V257H47ZM58 256H59V258H58ZM65 256L66 255H64V258L67 259ZM43 257H45V258H43ZM93 257L96 258V260L98 257L99 258L96 261ZM37 258H40V260ZM77 258H80V259H77ZM81 259L84 260V262H82ZM252 260H253V262H251ZM17 261H19V262L17 263ZM64 261H65V263H64ZM111 261H112V263H110ZM116 262H118V263H116Z\"/></svg>",
    "mask_w": 264,
    "mask_h": 264
},
{
    "label": "bare ground",
    "instance_id": "2",
    "mask_svg": "<svg viewBox=\"0 0 264 264\" xmlns=\"http://www.w3.org/2000/svg\"><path fill=\"white\" fill-rule=\"evenodd\" d=\"M3 1H4V0H0L1 4L3 3ZM11 1H13V0H11ZM11 1H10V2H11ZM42 1H45V0H42ZM82 1H83V0H82ZM85 1H89V0H84V1H83L84 5H87V6H88L89 4L91 5L92 2H93V3L96 2L95 0H94V1H93V0H90V2H91V1H92V2H91V3L89 2V4H88V3L86 4ZM97 1H98V0H97ZM123 1H124V0H123ZM171 1H172V0H171ZM173 1H174V0H173ZM196 1H198V0H196ZM211 1H212V0H211ZM5 2H7V0H6ZM26 2H27V1H26ZM40 2H41V0H40ZM45 2H46V1H45ZM60 2H61V1H60ZM80 2H81V0H80ZM104 2H105V1H104ZM121 2H122V1H121ZM130 2H131V1H130ZM130 2H129V3H130ZM141 2H142V1H141ZM177 2H178V1H177ZM198 2L200 3V1H198ZM201 2H202V1H201ZM207 2H208V1H207ZM11 3H12V2H11ZM42 3H43V2H42ZM42 3H41V4H42ZM55 3H57V2H55ZM101 3L104 4L103 2H101ZM127 3H128V2H127ZM127 3H125V4H127ZM146 3H147V2H146ZM152 3H153V2H152ZM167 3H168V2H167V0H166L165 5H163V3H162V5H160V3H159V5H160V7L164 6L163 8L165 9ZM173 3H174V2H173ZM178 3H179V2H178ZM178 3H177V4H178ZM208 3L211 4L210 1H209ZM1 4H0V5H1ZM81 4H82V3H81ZM94 4H95V3H94ZM106 4H107V3H106ZM121 4H122V3H121ZM121 4H120V5H121ZM125 4L123 3L122 5H125ZM150 4H151V3H150ZM150 4H149V5L147 4V5H148L147 9H148V8L150 9V7H151V8L153 7L152 5L150 6ZM156 4H157V1H156ZM169 4H170V3H169ZM128 5H129V4H128ZM128 5H127V6H128ZM131 5H133L132 2H131V4H130V6H131ZM143 5H144V4H143ZM157 5H158V4H157ZM157 5H156V6H157ZM170 5H171V4H170ZM170 5H169V6H170ZM183 5H184V4H183ZM211 5H212V4H211ZM227 5H228V3H227ZM26 6H27V5H26ZM43 6H44V4H43ZM87 6H86V7H87ZM93 6H94V5H93ZM93 6H91V7H93ZM98 6H99V4H98ZM98 6H97V7H98ZM103 6H104V5H103ZM115 6H116V5H115ZM118 6H119V5H118ZM173 6H174V5H173ZM173 6H172V7H173ZM187 6H188V5H187ZM217 6H218V5H217ZM231 6H232V5H231ZM27 7H28V6H27ZM27 7H26V8H27ZM30 7H31V6H30ZM99 7H100V6H99ZM101 7H102V6H101ZM104 7H105V6H104ZM144 7H145V6H143V8H144ZM184 7H185V5H184ZM40 8H41V7H40ZM81 8H85V7L82 6ZM89 8H90V7H89ZM120 8H121V6H120ZM125 8H126V7H125ZM130 8H131V7H130ZM130 8H129V9H130ZM140 8H141V6H140ZM157 8H158V7H157ZM157 8H156V9H157ZM187 8H189V7H187ZM218 8H219V7H218ZM1 9H2V8H1ZM1 9H0V10H1ZM90 9H91V8H90ZM94 9H95V8H93V10H94ZM97 9H98V8H97ZM104 9H105V8H104ZM117 9H118V8H117ZM133 9H134V8H133ZM144 9H146V8H144ZM153 9H154V8H153ZM156 9H154V11H156ZM158 9H159V8H158ZM158 9H157V11H158ZM161 9H162V8H161ZM164 9H163V10H164ZM182 9H183V8H182ZM242 9H243V8H242ZM251 9H252V8H251ZM51 10H52V9H51ZM84 10H85V9H84ZM95 10H96V9H95ZM98 10H99V9H98ZM101 10H102V8H101ZM118 10H120V9H118ZM118 10H117V12H118ZM121 10H122V9H121ZM138 10H139V9H138ZM138 10H137V11H138ZM150 10H151V9H150ZM210 10H211V9H210ZM8 11H9V10H8ZM128 11H129V10H128ZM128 11H126V12L129 14L132 10L129 11V12H128ZM135 11H136V10H135ZM141 11H143V10H141ZM157 11H156V12H157ZM166 11H167V10H166ZM166 11H165V12H166ZM5 12H6V11H5ZM80 12H81V11H80ZM87 12H88V10H86V13H87ZM123 12H124V11H123ZM123 12H122V13H123ZM126 12H125V13H126ZM145 12H148V10H147V11L145 10L144 13H145ZM151 12H152V10H151ZM151 12H148V13H151ZM171 12H172V10H171ZM178 12H179V11H178ZM178 12H176V14H178ZM180 12H181V11H180ZM185 12H186V11H185ZM30 13H31V12H30ZM118 13H119V12H118ZM118 13H117V14H118ZM131 13H132V14H131V16H132V15H133V12H131ZM166 13H167V12H166ZM214 13H215V12H214ZM255 13H256V12H255ZM258 13H259V12H258ZM258 13H257V15H258ZM7 14H8V13H7ZM19 14H20V13H19ZM22 14H23V13H22ZM109 14L111 15V13H109ZM112 14H113V13H112ZM119 14H120V13H119ZM119 14H118V15H119ZM138 14H139V13H138ZM138 14H137V15H138ZM142 14H143V13H142ZM153 14H155V13H153ZM163 14H164V13H163ZM245 14H246V13H245ZM12 15H13V14H12ZM88 15H89V14H88ZM164 15H165V14H164ZM173 15H174V13H173ZM182 15H183V14H182ZM187 15H188V14H187ZM223 15H224V14H223ZM253 15H254V14H253ZM257 15H256V16H257ZM83 16H84V14H83ZM89 16H90V15H89ZM120 16H123V15L120 14ZM124 16H125V15H124ZM148 16H149V15H148ZM161 16H162V15H161ZM168 16H169V15H168ZM176 16H177V15H176ZM176 16L174 15V17H175V18H173L174 20L176 19ZM208 16H209V15H208ZM0 17H1V16H0ZM90 17H91V16H90ZM114 17H116V15L113 16V17H111V19H112V18L114 19ZM118 17H119V16H118ZM126 17H127V16H126ZM126 17H125V18H126ZM135 17H136V16H135ZM149 17H150V16H149ZM151 17H152V16H151ZM158 17H159V16H158ZM165 17H166V16H165ZM184 17H185V16H184ZM249 17H250V16H248L247 18H249ZM258 17H259V16H258ZM91 18H92V17H91ZM91 18H90V19H91ZM107 18H108V17H107ZM109 18H110V17H109ZM129 18H130V16H129ZM140 18H141V17H140ZM154 18H155L154 20L157 22L158 19H157L156 15L154 16ZM160 18H161V17H160ZM179 18H180V17H179ZM181 18H182V17H181ZM214 18H215V17H214ZM233 18H234V17H233ZM255 18H256V17H255ZM261 18H262V17H261ZM131 19H132V20L134 19L133 16H132V18H130V20H131ZM135 19H136V18H135ZM162 19H163V18H162ZM182 19L184 20V18H182ZM201 19H202V18H201ZM209 19H210V18H209ZM228 19H229V18H228ZM245 19H246V18H245ZM128 20H129V19H128ZM154 20H153V21H154ZM207 20H208V19H207ZM210 20H211V19H210ZM254 20H255V19H254ZM257 20H258V19H257ZM259 20H260V19H259ZM89 21H90V20H89ZM102 21H103V20H102ZM121 21H124V19L121 20ZM125 21H126V20H125ZM150 21H151V20H150ZM159 21H160V20H159ZM159 21H158V22H159ZM168 21H169V20H168ZM232 21H234V20H232ZM249 21H250V20H249ZM95 22L97 23L98 20H97V21L95 20ZM128 22H129V21H128ZM131 22H133V21H130V23H131ZM134 22H135V21H134ZM134 22H133V23H134ZM137 22H138V21H137ZM139 22H140V21H139ZM139 22H138V23H139ZM143 22H144V20H143L141 23H143ZM174 22H175V21H174ZM209 22H210V21H209ZM209 22H208V23H209ZM258 22H259V21H258ZM92 23H93V22H92ZM98 23H99V22H98ZM104 23H105V21H104ZM106 23H107V22H106ZM122 23H123V22H122ZM133 23H132V24H133ZM135 23H136V22H135ZM138 23H136V24H138ZM145 23H146V22H144L143 24L146 26L147 24H145ZM147 23H149V22H147ZM162 23H163V22H162ZM162 23H161V24H162ZM169 23H170V22H169ZM172 23H173V22H172ZM179 23H180V21H179ZM250 23H251V22H250ZM260 23H261V22H260ZM15 24H16V23H15ZM109 24H110V23H109ZM132 24H131V25H132ZM159 24H160V23H159ZM173 24H175V23H173ZM236 24H237V23H236ZM84 25H85V23H84ZM87 25H88V24H87ZM100 25H101V23H100ZM124 25H125V24H124ZM124 25H123V26H124ZM129 25H130V24H129ZM144 25L141 24V25H138V26H140L141 28L144 27V29H147ZM168 25H170V24H168ZM248 25H249V24H248ZM88 26H89V25H88ZM88 26H86V27H88ZM121 26H122V25H121ZM123 26H122V27H123ZM125 26H126V25H125ZM138 26H136V27L134 26V27H135V30H138V29H139ZM150 26H151V25H149L148 27H150ZM156 26L158 27V24H157ZM258 26H259V25H258ZM89 27H90V26H89ZM89 27H88V28H89ZM91 27H93V26H91ZM98 27H99V25H98ZM114 27H115V26H114ZM132 27H133V26H132ZM152 27H153V26H152ZM162 27H165V26H163V24H162ZM167 27H168V26H167ZM207 27H208V26H207ZM51 28H52V27H51ZM81 28H82V27H81ZM101 28H102V26H101ZM101 28H100V29H101ZM111 28H112V27H111ZM124 28H125V27H124ZM124 28H123V29H124ZM127 28H129V27H126V30H127ZM130 28H131V27H130ZM136 28H138V29H136ZM141 28H140V29H141ZM153 28L155 29V27H153ZM153 28H152V29H153ZM169 28H170V27H169ZM83 29H84V28H83ZM104 29H105V28H104ZM107 29H108V28H107ZM154 29H153V30H154ZM158 29H159V28H158ZM175 29H176V28H175ZM213 29H214V28H213ZM231 29H232V28H231ZM92 30H93V29H92ZM92 30H91V32H92ZM105 30H106V29H105ZM120 30H121V29H120ZM130 30H131L132 32H130ZM130 30L128 31L129 33L126 31L128 34H127V33L124 34V32L122 33V30H121V33H122L124 36L126 35V36H125L126 39L122 37V38L124 39V40H123L124 42H125L126 40H127V42H131V41H132L131 39H133V37H130V35L135 34V31H133L134 29L132 30V28H131ZM147 30H148V29H147ZM149 30H150V29H149ZM202 30H203V29H202ZM210 30H212V29H210ZM65 31H66V30H65ZM124 31H125V30H124ZM139 31H140V30H139ZM168 31H169V30H168ZM214 31H215V30H213V32H214ZM246 31H247V30H246ZM249 31H250V30H249ZM85 32H86V31H85ZM140 32H141V31H140ZM145 32H146V31H145ZM151 32H152V31H151ZM155 32H156V31H155ZM155 32H154V33H155ZM192 32H193V31H192ZM98 33H99V32H98ZM100 33H101V32H100ZM119 33H120V32H119ZM130 33H131V34H130ZM152 33H153V32H152ZM152 33H150V35H151ZM195 33H196V31H195ZM203 33H204V31H203ZM205 33H207V32H205ZM222 33H223V32H222ZM247 33H248V32H247ZM63 34H64V32H63ZM93 34H94V33H93ZM101 34H102V33H101ZM101 34H100V35H101ZM136 34H137V33H136ZM144 34H146V33H144ZM148 34H149V33H148ZM220 34H221V33H220ZM15 35H16V34H15ZM65 35H67V33H66ZM83 35H84V34H83ZM97 35H98V34H97ZM118 35H120V34H118ZM146 35H147V34H146ZM155 35H156V34H155ZM168 35H169V34H168ZM176 35H177V34H176ZM176 35H175V36H176ZM224 35H225V34H224ZM224 35H223V36H224ZM248 35H249V34H248ZM81 36H82V35H81ZM110 36H111V35H110ZM121 36H122V35H121ZM133 36H134V35H133ZM140 36H141V35H140ZM140 36H139V37H140ZM151 36H152V35H151ZM171 36H172V35H171ZM252 36H253V35H252ZM95 37H96V36H95ZM117 37H118V36H117ZM129 37L131 38V39H130L131 41H130V40L128 41V38H129ZM144 37H145V36H144ZM144 37H143V38H144ZM159 37H160V36H159ZM164 37H165V36H164ZM168 37H169V36H168ZM187 37H188V36H187ZM192 37H193V36H192ZM198 37H199V36H198ZM81 38H82V37H81ZM100 38H101V36H100ZM134 38H135V36H134ZM141 38H142V36H141ZM148 38H150V37L148 36ZM151 38H152V37H151ZM248 38H249V37H248ZM82 39H84V38H82ZM86 39H87V38H86ZM93 39H94V38H93ZM112 39H113V38H112ZM118 39L121 40L120 38H118ZM135 39H136V38H135ZM145 39H146V37H145ZM160 39H161V37H160ZM160 39H159V40H160ZM171 39H172V38H171ZM171 39H170V40H171ZM178 39H179V38H178ZM181 39H182V38H181ZM186 39H188V38H186ZM214 39H215V38H214ZM243 39H244V38H243ZM252 39H253V38H252ZM260 39H261V38H260ZM43 40H44V39H43ZM105 40H106V39H105ZM105 40H104V41H105ZM119 40H118V41H119ZM154 40H155V39H154ZM174 40H175V39H174ZM200 40H201V38H200ZM227 40H228V39H227ZM231 40H232V39H231ZM66 41H67V40H66ZM95 41H97V40H95ZM107 41H108V40H107ZM116 41H117V40H114V42H116ZM121 41H122V40H121ZM123 41H122V43H123ZM134 41H135V40H134ZM140 41H141V40H140ZM143 41L146 42V40H143ZM148 41H149V40H148ZM150 41H151V40H150ZM152 41H153V40H152ZM171 41H172V40H171ZM184 41H185V40H183V42H184ZM201 41H202V40H201ZM232 41H233V40H232ZM232 41H230V42L227 41V42H228L229 44H231L232 46H233V45L235 46L236 44H235L234 42H233V43H234V44H233ZM256 41H257V40H256ZM109 42H111V41H109ZM155 42H156V40H155ZM155 42H154V43H155ZM159 42H160V41H159ZM183 42H182V45H183ZM185 42H186V41H185ZM188 42H189V40H188ZM188 42H187V43H188ZM202 42H203V41H202ZM202 42H201V43H202ZM212 42H213V41H212ZM247 42H248V41H246V43H247ZM105 43H106V42H105ZM116 43H117V42H116ZM116 43H115V44H116ZM125 43H126V42H125ZM141 43H142V42H141ZM162 43H163V40H162ZM166 43H167V41H166ZM192 43H194V42H192ZM197 43H199V42H197ZM260 43H261V42H260ZM87 44H88V42H87ZM91 44H92V43H91ZM107 44H108V43H107ZM110 44H111V43H110ZM115 44H114V45H115ZM118 44H119V43H118ZM126 44H128V43H126ZM126 44H125V45H126ZM131 44H132V43H131ZM144 44H145V43H144ZM146 44H147V42H146ZM152 44H153V43H152ZM152 44H147V45H152ZM168 44H169V43H168ZM171 44H172V42H171ZM222 44H224V43H222ZM248 44H249V43H248ZM122 45H123V44H122ZM122 45H121V46H122ZM125 45H124V46H125ZM137 45H138V44H137ZM153 45H154V44H153ZM163 45H165V40H164V44H163ZM201 45H202V44H201ZM220 45H221V44H220ZM224 45H225V44H224ZM237 45L240 46L239 44H237ZM253 45H254V44H253ZM40 46H41V45H40ZM45 46H47V45H45ZM49 46H50V45H49ZM88 46H89V45H88ZM96 46H97V45H96ZM104 46H106V45H104ZM107 46H108V45H107ZM166 46H167V44H166ZM171 46H172V45H171ZM171 46H170V47H171ZM173 46H174V45H173ZM184 46H185V45H184ZM194 46H195V45H193V47H194ZM232 46H231V48H232ZM241 46H242V45H241ZM22 47H23V46H22ZM32 47H33V46H32ZM59 47H60V46H59ZM93 47H94V46H93ZM98 47L100 48V46H98ZM108 47H109V46H108ZM114 47L116 48V47H118V46L115 45ZM128 47H129V45H128ZM142 47H143V46H142ZM160 47H161V45H160ZM176 47H177V46H176ZM182 47H183V46H182ZM185 47H186V46H185ZM189 47H190V46H189ZM213 47H214V46H213ZM261 47H263V46H261ZM26 48H27V47H26ZM83 48H84V47H83ZM91 48H92V47H91ZM101 48H102V47H101ZM174 48H175V47H174ZM174 48H173V49H174ZM206 48H207V47H206ZM206 48H205V49H206ZM233 48H234V47H233ZM235 48L238 49V50H237L238 53H237V51H236V49H235V51H236L237 54H239V51L242 50L241 47H240V48L235 47ZM259 48H260V47H259ZM38 49H39V48H38ZM46 49H47V48H46ZM46 49H45V50H46ZM57 49H58V48H57ZM63 49H64V48H63ZM65 49H67V48H65ZM77 49H78V48H77ZM135 49H137V52L139 53L138 48H135ZM154 49H155V48H154ZM173 49H172V50H173ZM184 49H185V48H184ZM214 49H215V48H214ZM227 49H228V53H231V52H230V49H229V48H227ZM239 49H241V50H239ZM19 50H20V49H19ZM23 50H25V49H23ZM34 50H35V48H34ZM70 50H71V49H70ZM72 50H73V49H72ZM74 50H75V49H74ZM92 50H93V49H92ZM96 50H97V48H96ZM96 50L94 51V53L96 52ZM101 50H102V49H101ZM104 50H105V49H104ZM129 50H130V49H129ZM142 50H143V49H142ZM166 50H167V49H166ZM177 50H179V49H177ZM177 50H176V51H177ZM209 50H210V49H209ZM216 50H217V53H218V51H219L220 49L217 48ZM216 50H215V53H216ZM225 50H226V49H224V51H225ZM255 50H256V47H255ZM15 51H16V50H15ZM15 51H14V52H15ZM36 51L39 52L37 49H36ZM52 51H53V50H52ZM78 51H79V50H78ZM86 51H88V50L86 49ZM86 51H85V52H86ZM167 51H168V50H167ZM184 51H186V50H184ZM220 51H221V50H220ZM226 51H227V50H226ZM235 51H234V52H235ZM262 51H264V50L262 49ZM20 52H21V51H20ZM23 52H24V51H23ZM27 52H28V51H27ZM40 52H41V51H40ZM40 52H39V53H40ZM53 52H55V51H53ZM83 52H84V51H83ZM85 52H84V53H85ZM110 52H112V50H110ZM125 52H126V51H125ZM131 52H132V51H131ZM131 52H130V53H131ZM168 52H169V51H168ZM174 52H175V51H173V53H174ZM178 52H180V51H178ZM182 52H183V51H182ZM208 52H210V51H207V53H208ZM234 52H233V53H234ZM260 52H261V51H260ZM42 53H43V52H42ZM46 53H47V52H46ZM63 53H64V52H63ZM71 53H72V51H71ZM73 53H74V52H73ZM75 53H77L76 50H75ZM75 53H74V54H75ZM78 53L81 54V52H78ZM84 53H83V54H84ZM89 53H90V51H88V54H89ZM96 53H97V52H96ZM118 53H119V52H118ZM138 53H137V54H138ZM152 53H153V52H152ZM185 53H186V52H185ZM222 53H223V52H222ZM222 53H220V54H222ZM225 53H226V52H225ZM228 53H226V54H228ZM261 53H262V52H261ZM263 53H264V52H263ZM48 54H49V53H48ZM65 54H66V53H65ZM67 54H68V53H67ZM80 54H79V55H80ZM83 54L80 55V56H78V54H77V55H75V57L77 56L78 58L80 57V59H81V56H83ZM98 54H99V52H98ZM98 54H96V55H98ZM103 54H104V53H103ZM109 54H110V53H109ZM120 54H121V53H120ZM145 54H146V53H145ZM171 54H172V53H171ZM211 54H213V53H211ZM211 54H210V55H211ZM220 54H219V55H220ZM234 54H235V53H234ZM234 54H233V55H234ZM246 54H247V53H246ZM18 55H20V54H18ZM27 55H28V54H27ZM49 55H50V54H49ZM55 55H56V54H55ZM55 55H54V56H55ZM60 55H61V54H60ZM90 55H91V54H90ZM208 55H209V54H207V56H208ZM222 55L224 56V54H222ZM256 55H257V53H256ZM8 56H9V55H8ZM20 56H21V55H20ZM23 56H24V55H23ZM23 56H22V58H23ZM47 56H48V55H47ZM47 56H45V57L47 58ZM57 56H59V55H57ZM69 56L71 57L70 54L68 55V57H69ZM84 56H85V55H84ZM91 56H92V55H91ZM111 56H112V55H111ZM126 56H127V55H126ZM181 56H182V55H181ZM211 56L213 57V55H211ZM248 56H249V55H248ZM251 56H252V55H251ZM254 56H255V55H254ZM261 56H262V55H261ZM34 57H36V56H34ZM40 57H41V56H40ZM55 57H56V56H55ZM72 57H73V59H74L73 54H72ZM86 57H87V56H86ZM94 57H95V54H94ZM199 57H200V56H199ZM203 57H204V56H203ZM208 57H209V56H208ZM217 57H218V55L216 56V59H217ZM226 57H227V56H226ZM11 58H12V57H11ZM14 58H16V57H14ZM28 58H29V57H28ZM37 58L39 59V56H38ZM56 58H57V57H56ZM61 58H62V57H61ZM64 58H65V56H64ZM64 58H63V59H64ZM78 58H75L74 60H76V59H78ZM96 58H97V57H96ZM113 58H114V57H113ZM188 58H189V57H188ZM220 58L223 59V57H221V55H220V57H219L218 60H221ZM224 58H225V57H224ZM246 58H247V57H246ZM260 58H261V57L259 56L258 59L260 60ZM18 59H19V58H18ZM29 59H30V58H29ZM33 59H34V58H33ZM35 59H36V58H35ZM40 59H41V58H40ZM47 59H50V61H53L55 58L53 59V58H52V55H50V58H49V56H48ZM73 59H72V60H73ZM82 59H83V58H82ZM86 59L88 60L89 58H86ZM134 59H135V58H134ZM134 59H133V60H134ZM139 59H140V58H138L137 60H139ZM145 59H146V58H145ZM145 59H144V60H145ZM151 59H152V57H151ZM208 59H209V58H208ZM225 59H226V58H225ZM225 59H224V60H225ZM253 59H254V58H253ZM258 59H257V60H258ZM2 60H3V59H2ZM12 60H14V59H12ZM15 60H17V58H16ZM43 60H44V59H42V61H43ZM61 60H62V59H61ZM64 60H66V59H64ZM64 60H63L62 64L64 63ZM68 60H69V58H68L66 61L71 63V58H70L69 61H68ZM74 60H73L72 62H74ZM90 60L92 61V60H93V57L90 58ZM100 60L102 61L103 59L100 58ZM116 60H117V59H116ZM133 60H132V61H133ZM205 60H206V59H204L203 61H205ZM209 60H210V59H209ZM233 60H234V59H233ZM23 61H25V60H23ZM27 61H28V60H27ZM27 61H26V63H27ZM29 61H30V60H29ZM32 61H33V60H32ZM34 61H35V60H34ZM37 61H38V60H37ZM42 61H41V62H42ZM44 61H46V59H45ZM47 61H48V60H47ZM50 61H49L48 63H51ZM58 61H60V59H59ZM82 61H85V60H82ZM93 61H94V60H93ZM96 61H97V60H96ZM199 61H200V60H199ZM201 61H202V60H201ZM212 61H213V60L211 59L210 62H212ZM234 61H235V60H234ZM236 61H237V60H236ZM240 61H241V60H240ZM262 61H263V60H262ZM55 62H56V64H57V61H55ZM102 62H103V61H102ZM102 62H100V63H102ZM112 62H113V61H112ZM139 62H140V61H139ZM195 62H196V61H195ZM214 62H215V61H214ZM255 62H256V61H255ZM260 62H261V61H260ZM260 62H259V63H260ZM44 63H45V62H44ZM58 63H59V62H58ZM76 63H77V62L75 61L74 64H73V63H71V64H73V66L77 68ZM78 63H79V62H78ZM83 63H84V62H83ZM91 63H92V62H91ZM131 63H132V62H131ZM145 63H146V60H145ZM145 63H144V64H145ZM167 63H168V62H167ZM179 63H180V62H179ZM189 63H190V62H188V64H189ZM196 63H197V62H196ZM196 63H195V64H196ZM203 63H204V62H202V64H203ZM205 63H206V62H205ZM215 63H216V62H215ZM219 63H220V62H219ZM222 63H223V60H222ZM230 63H231V62H230ZM237 63H238V62H237ZM240 63H241V62H240ZM242 63H243V62H242ZM261 63H262V62H261ZM1 64H2V63H1ZM36 64H37V63H36ZM39 64H40V63H39ZM46 64H47V63H46ZM53 64H54V61H53ZM53 64H51V65H53ZM66 64H67V63H66ZM66 64H65V65H66ZM84 64H86V61H85ZM84 64H83V65H84ZM94 64H95V63H93V65H94ZM110 64H112V63H110ZM195 64H194V65H195ZM235 64H236V62H235ZM263 64H264V63H263ZM3 65H4V64H3ZM14 65H15V64H14ZM18 65H19V64H18ZM24 65H25V64H24ZM29 65H30V64H29ZM33 65H34V64H33ZM49 65H50V64H49ZM59 65H61V64H59ZM81 65H82V64H81ZM90 65H91V67H93L92 64H90ZM101 65H103V64H101ZM107 65H109V64H107ZM112 65H113V64H112ZM142 65H143V63H142ZM181 65H182V64H181ZM225 65H226V64H225ZM21 66H22V65H21ZM61 66H62V65H61ZM66 66H67V65H66ZM69 66L71 67L70 64H69ZM85 66H86V65H85ZM85 66H84V67H85ZM104 66H105V64H104ZM104 66H102V69H103ZM110 66H111V65H110ZM110 66H109V67H110ZM114 66L118 67L117 65H114ZM130 66H131V65H130ZM153 66H154V65H153ZM165 66H166V63H165ZM184 66H185V65H184ZM184 66H183V67H184ZM188 66H189V65H188ZM201 66H202V65H201ZM205 66H206V65L204 64V67H205ZM22 67H23V66H22ZM28 67H29V66H28ZM45 67H46V66H45ZM48 67H49V66H48ZM67 67H68V66H67ZM74 67H73V68H74ZM80 67H81V66H80ZM91 67H89V68H91ZM106 67H107V66H106ZM154 67H155V66H154ZM168 67H169V65H167V68H168ZM194 67H195V66H194ZM259 67H260V66H259ZM3 68H4V67H3ZM19 68H20V67H19ZM23 68H24V67H23ZM37 68H38V67H37ZM40 68H41V66H40ZM86 68H87V67H86ZM86 68H85V69H86ZM110 68H111V67H110ZM110 68H109V69H110ZM122 68H123V67H122ZM128 68H130V67H128ZM158 68H159V66H158ZM162 68H163V67H162ZM174 68H175V67H174ZM262 68H263V67H262ZM9 69H10V68H9ZM20 69H21V68H20ZM94 69H95V68H94ZM107 69H108V68H107ZM111 69H112V68H111ZM120 69H121V68H120ZM132 69H133V68H132ZM134 69H135V68H134ZM156 69H157V68H156ZM156 69H155V71H156ZM159 69H160V68H159ZM192 69H193V68H192ZM197 69H199V68H197ZM197 69H196V70H197ZM202 69H203V68H202ZM204 69H205V68H204ZM251 69H252V68H251ZM0 70L2 71V70H4V69H0ZM36 70H37V69H36ZM45 70H46V69H45ZM70 70H71V69H70ZM70 70H68V71H70ZM79 70H80V68H79ZM91 70H92V69H91ZM103 70H105V69H103ZM122 70H123V69H122ZM128 70H129V69H128ZM136 70H137V69H136ZM152 70H153V69H152ZM165 70H166V69H165ZM167 70H168V69H167ZM173 70H174V69H173ZM256 70H257V69H256ZM261 70H262V69H261ZM6 71H7V70H6ZM27 71H28V70H27ZM75 71H76V70H75ZM85 71H89V69L87 68V70H85ZM105 71H106V70H105ZM109 71H110V70H109ZM115 71H116V70H115ZM132 71H133V70H132ZM158 71H159V70H158ZM163 71H164V70H163ZM202 71H203V70H202ZM209 71H210V69H209ZM244 71H245V70H244ZM247 71H248V70H247ZM23 72H24V71H23ZM28 72H29V71H28ZM40 72H41V71H40ZM256 72H257V71H256ZM0 73H1V72H0ZM74 73H75V72H74ZM88 73H89V72H88ZM109 73H110V72H109ZM114 73H117V72H114ZM114 73L111 72V74H108V76L110 77V75H112V74L114 75ZM131 73H132V72H131ZM160 73H161V71H160ZM6 74H7V73H6ZM8 74H9V73H8ZM14 74H15V73H14ZM42 74H44V72H42ZM45 74H47V73H45ZM67 74H68V73H67ZM69 74H70V73H69ZM75 74H76V73H75ZM99 74H100V72H99ZM119 74H120V73H119ZM119 74H116L115 76H117V75H119ZM121 74H122V71H121ZM129 74H130V72H129ZM173 74L175 75V73H173ZM254 74H255V73H254ZM0 75H1V74H0ZM2 75H4V74H2ZM11 75H12V73H11ZM131 75H133V74H131ZM134 75H135V74H134ZM138 75H139V74H138ZM171 75H172V74H171ZM177 75H178V74H177ZM17 76H18V75H17ZM48 76H51V75H48ZM122 76H123V74H122ZM122 76H121V77H122ZM124 76H125V74H124ZM135 76H136V75H135ZM158 76H159V75H157L156 80H159V79H158ZM0 77H1V76H0ZM5 77H7V76H5ZM29 77H30V76H29ZM94 77H95V75H94ZM173 77H174V76H172V78H173ZM179 77H181V75H180ZM216 77H217V76H216ZM2 78H3V76H2ZM9 78H10V77H9ZM45 78H46V77H45ZM53 78H55V77H53ZM106 78H107V77H106ZM113 78L116 79V77H114V76H113ZM130 78L132 79V77H130ZM3 79H4V78H3ZM13 79H14V78H13ZM46 79H47V78H46ZM51 79H52V78H51ZM51 79H50V80H51ZM96 79H97V78H96ZM135 79H136V78H135ZM160 79H162V78L160 77ZM16 80H17V79H16ZM44 80H45V79H44ZM48 80H49V78H48ZM89 80H91V79H89ZM104 80H105V79H104ZM107 80H108V79H107ZM123 80H124V79H123ZM125 80H126V79H125ZM127 80H128V79H127ZM183 80H184V79H183ZM183 80H182V78H180V81H181V82H182ZM13 81H14V80H13ZM18 81H19V79H18ZM18 81H16V82H18ZM42 81H43V80H42ZM42 81L40 80V82H42ZM51 81H52V80H51ZM92 81H93V83H94V81H96L97 85L100 86V84H98L97 80H92ZM98 81H99V79H98ZM170 81H171V82L173 81L172 84H174V83L177 81V78H176V81H174V79H172V80H170ZM184 81H185V80H184ZM1 82H2V81H1ZM16 82H15V83H16ZM33 82H34V81H33ZM45 82H46V81H45ZM52 82H53V81H52ZM131 82H132V81H131ZM133 82H134V80H133ZM133 82H132V83H133ZM158 82L160 83V81H158ZM158 82H157V83H158ZM162 82H163V81H162ZM5 83H6V82H5ZM96 83H95V84H96ZM99 83H100V82H99ZM127 83L130 84V79H129V82H127ZM132 83H131V84H132ZM157 83H156V84H157ZM159 83H158V84H159ZM220 83H221V82H220ZM6 84H7V83H6ZM54 84H55V83H54ZM133 84H134V83H133ZM135 84H136V83H135ZM158 84H157V85H158ZM175 84H176V86H177V83H175ZM261 84H262V83H261ZM7 85H8V84H7ZM26 85H28V84H26ZM93 85H94V84H93ZM220 85H222V84H220ZM10 86H11V85H10ZM46 86H47V85H46ZM46 86H45V87H46ZM133 86H134V85H133ZM138 86H141V85L139 84ZM143 86H144L143 88L146 87L145 85H143ZM191 86H192V85H191ZM240 86H241V85H240ZM243 86H244V85H243ZM41 87H42V86H41ZM60 87H62V85H61ZM65 87H66V86H65ZM74 87H75V86H74ZM82 87H83V86H82ZM100 87H101V86H100ZM173 87H174V86H173ZM189 87H190V86H189ZM234 87H235V86H234ZM7 88H8V87H7ZM12 88H13V87H12ZM77 88H78V87H77ZM97 88H98V87H97ZM137 88H138V87H137ZM139 88H140V87H139ZM238 88H239V86H238ZM238 88H237V89H238ZM263 88H264V87H263ZM2 89H3V88H1V90H2ZM8 89H9V88H8ZM25 89H26V88H25ZM50 89H51V88H50ZM66 89H67V88H66ZM79 89H80V88H79ZM81 89H82V88H81ZM89 89H90V87H89V88H86L87 91H88ZM95 89H96V88H94V94H96ZM100 89H101V88H100ZM100 89H97V90H100ZM141 89H142V88H141ZM206 89H207V88H206ZM210 89H211V88H210ZM217 89H218V88H217ZM4 90H5V89H4ZM6 90H7V89H6ZM20 90H21V89H20ZM41 90H42V89H41ZM51 90H52V89H51ZM75 90H76V87H75ZM103 90H104V88H103ZM133 90H134V87H133ZM138 90H139V89H138ZM172 90H173V89H172ZM230 90H231V89H230ZM8 91H9V90H8ZM26 91H27V90H26ZM43 91H44V90H43ZM52 91H54V90H52ZM66 91H67V90H66ZM80 91H81V90H80ZM87 91L85 92V94L87 93ZM89 91H90V90H89ZM100 91H102V90H100ZM144 91H145V90H144ZM257 91H258V90H257ZM257 91H256V92H257ZM29 92H30V91H29ZM40 92H41V91H40ZM68 92H69V91H68ZM77 92H78V93H76L75 95H77V94L79 95V91H77ZM83 92H84V91H83ZM129 92H130V90H129ZM202 92H203V91H202ZM250 92H252V91H250ZM2 93H3V92H2ZM11 93H12V91H11ZM16 93H17V91H16ZM41 93H42V92H41ZM41 93H40V94H41ZM69 93H71V92H69ZM72 93H75L74 89H73ZM72 93H71L70 96H72ZM98 93H99V91H97V94H98ZM144 93L146 94V92H144ZM147 93H148V92H147ZM252 93H253V92H252ZM6 94H7V93H6ZM6 94H5V95H6ZM26 94H27V93H26ZM45 94H46V93H45ZM53 94L56 95L55 93H53ZM88 94H89V92H88ZM90 94H93V92H92V93L90 92ZM126 94H127V93H126ZM131 94H132V93H131ZM202 94H203V93H202ZM220 94H221V92H220ZM237 94H238V93H237ZM240 94H241V92H240ZM262 94H263V93H262ZM9 95H10V94H9ZM18 95H19V91H18ZM21 95H22V94H21ZM35 95H36V94H35ZM67 95H68V94H67ZM75 95L73 94V96H75ZM102 95H103V94H101V96H102ZM165 95H166V93L164 94V96H165ZM168 95H169V94H168ZM168 95H167V96H168ZM188 95H189V94H188ZM190 95H191V93H190ZM195 95H196V94H195ZM250 95H251V93H250ZM253 95H254V94H253ZM3 96H4V95H3ZM56 96H58V95H56ZM63 96H64V95H63ZM98 96H100V95L98 94ZM101 96H100V97H101ZM169 96H170V95H169ZM169 96H168V97H169ZM211 96H213V95L211 94ZM218 96H219L220 99H221V96H222V95H221V96L218 95ZM218 96H217V97H218ZM228 96H229V95H228ZM254 96H255V95H254ZM5 97H6V96H5ZM9 97H10V96H9ZM25 97H26V96H25ZM61 97H62V96H61ZM93 97H95V95H93ZM168 97H167V99L164 98L163 100H164V101H165V100H168V102H170V101H169V100H170V97H169V98H168ZM184 97H185V98H184V100H183V102H182V103H183L182 105H184V102H185L186 99L188 98V97H186V96H184ZM2 98H3V97H2ZM2 98L0 97L1 100H2ZM7 98H8V97H7ZM10 98H11V100H13V99H12V96H11ZM14 98H15V95H14ZM20 98H21V97H20ZM41 98H42V97H41ZM46 98H47V97H46ZM49 98H52V97L49 96ZM56 98H57V97H56ZM63 98H64V97H63ZM69 98H70V97L66 98L65 100H69ZM79 98H80V97H79ZM126 98H127V97H126ZM126 98H125V99H126ZM141 98H142V97H141ZM151 98H153V97H151ZM214 98H215V96H214ZM252 98H253V96H252ZM3 99H5V98H3ZM29 99H30V98H29ZM33 99H34V98H33ZM43 99H44V98H43ZM74 99L77 100L78 98L75 97ZM74 99H72V97L70 98V100H72V102L75 101ZM129 99H130V98H129ZM148 99H149V98H148ZM171 99H172V98H171ZM179 99H180V98H179ZM202 99H203V98H202ZM210 99H211V98H210ZM217 99H218V98H217ZM231 99H232V98H231ZM241 99H242V98H241ZM256 99H257V98H256ZM49 100H50V99H49ZM49 100H48V102H49ZM52 100H53V99H52ZM70 100H69V102H68V101H65V104H66L67 102L70 103ZM120 100H121V99H120ZM137 100H138V99H137ZM190 100H191V99H190ZM190 100H188V102H189ZM207 100H208V99H207ZM213 100L216 101L215 99H213ZM218 100H219V99H218ZM222 100H223V98H222ZM232 100H233V99H232ZM235 100H236V99H235ZM3 101H4V100H2V102H3ZM5 101H6V100H5ZM78 101L80 102V100H77V102H78ZM146 101H147V100H146ZM146 101H144V102H146ZM156 101H157V100H156ZM175 101H176V100H175ZM180 101H181V100H180ZM209 101H210V100H209ZM224 101H225V100H224ZM236 101H237V100H236ZM247 101H248V100H247ZM247 101H246V102H247ZM250 101H251V100H250ZM9 102H10V101H9ZM30 102H31V101H30ZM72 102L69 104L70 106L67 107V108H68L67 110H69L70 107L72 108V110L75 109V108H73V107H74L73 105L71 106V104H74V103H72ZM124 102H125V101H124ZM137 102H138V101H137ZM149 102H150V101H149ZM166 102H167V101H166ZM210 102H212V101H210ZM18 103H19V102H18ZM21 103H22V102H21ZM50 103H52V102H50ZM54 103H55V102H54ZM56 103H57V102H56ZM83 103H84V102H83ZM121 103H122V101H121ZM146 103H148V101H147ZM170 103H171V102H170ZM176 103H177V101H176ZM202 103H203V102H202ZM213 103H215V102H213ZM248 103H250V102H248ZM0 104H2V103H0ZM5 104H6V103H5ZM9 104H10V103H9ZM27 104H28V103H27ZM80 104H81V102H80ZM80 104H79V105H80ZM143 104H144V103H143ZM148 104H149V103H148ZM172 104H173V103H172ZM174 104H175V103H174ZM221 104H222V103H221ZM3 105H4V104H3ZM75 105H76V104H75ZM84 105H88V104L85 103ZM124 105H125V104H124ZM134 105H135V104H134ZM155 105H156V104H155ZM155 105H154V107H155ZM166 105H167V104H166ZM179 105H180V103H179ZM207 105H208V104H207ZM254 105H255V104H254ZM13 106H14V105H13ZM20 106H21V105H20ZM43 106H44V105H43ZM59 106H60V105H59ZM81 106H82V105L79 106L80 108L78 107L79 112H81L80 109L83 110V108H82ZM89 106L91 107V104H89ZM148 106L151 107V108L153 107V106H151V105H148ZM164 106H165V105H163V107H164ZM167 106H168V105H167ZM167 106H165V107H166V108H165L166 110H168V109H167ZM173 106H174V105H173ZM175 106H177V105H175ZM204 106H205V105H203V107H204ZM208 106H209V105H208ZM10 107H12V106H10ZM22 107H23V106H22ZM22 107H21V109H22ZM44 107H45V106H44ZM62 107H64V106H62ZM85 107H86V106H85ZM90 107H89V109H90ZM133 107H134V106H133ZM143 107H145V105H143ZM2 108H4V107H2ZM2 108H1V109H2ZM76 108H77V107H76ZM151 108H150V112H151ZM157 108H158V110H157ZM179 108H181V107H179ZM6 109H7V108H6ZM11 109H12V108H11ZM25 109H27V108H25ZM25 109H24V111H27V110H25ZM31 109H32V107H31ZM41 109H42V108H41ZM47 109H49V108H47ZM59 109H61V108L59 107ZM84 109H85V108H84ZM108 109H109V108H108ZM141 109H142V107H141ZM145 109H146V111H147L148 107L145 108ZM155 109H156L157 112L160 111V110H159V107L154 108V111H155ZM245 109H246V108H245ZM247 109H248V108H247ZM249 109H252V108H249ZM19 110H20V109H19ZM56 110H58V109H56ZM63 110H65V108H64ZM72 110H71V113H72ZM86 110H88V108H87ZM29 111H30V110H29ZM90 111H91V110H89V112H90ZM130 111H131V110H130ZM148 111H149V109H148ZM169 111H170V110H169ZM2 112H3V111H2ZM21 112L23 113V116L27 114V112H23V111H21ZM21 112H20V113H21ZM44 112H45V111H44ZM54 112H55V111H54ZM84 112H85V110H84ZM84 112H83V114H85V113L87 114V113H88V112H85V113H84ZM127 112H128V111H127ZM157 112H155V113H157ZM160 112H161V111H160ZM176 112H177V111H176ZM30 113H32V111H30L28 115H31ZM47 113H48V112H47ZM56 113H57V112H56ZM71 113H70V114H71ZM124 113H125V112H123V114H124ZM260 113H263V112H260ZM0 114H1V113H0ZM32 114H34V112H33ZM67 114H68V113H67ZM70 114H68L67 117L65 116L67 119L69 118V119H68L69 122L71 121V117H69ZM123 114H122V115H123ZM125 114H126V113H125ZM150 114H151V113H150ZM168 114H169V113H168ZM258 114H259V113H258ZM263 114H264V113H263ZM263 114H262V115H263ZM17 115H18V114H17ZM28 115H26V117H27ZM36 115H37V114H36ZM182 115H183V114H182ZM37 116H38V117H37V119H38V118H39V115H37ZM42 116H43V115H42ZM119 116H120V115H119ZM163 116H164V115H163ZM33 117H34V116H33ZM33 117H32V116L30 117L31 122L33 121L32 119H35V117H34V118H33ZM73 117H74V116H73ZM121 117H122V116H121ZM130 117L132 118L133 116H130ZM138 117H139V115H138ZM228 117H229V116H228ZM258 117H259V116H258ZM131 118H130V119H127V120L130 121ZM186 118H187V117H186ZM186 118H185V119H186ZM193 118H194V117H193ZM252 118H253V117H252ZM25 119H26V118H25ZM27 119H28V118H27ZM67 119H66L64 122H68ZM75 119H76V118H75ZM119 119H120V118H119ZM139 119H140V118H139ZM139 119H138V120H139ZM189 119H190V118H189ZM220 119H221V118H220ZM23 120H24V119H23ZM30 120L28 119V121H30ZM39 120H40V119H39ZM72 120H73V119H72ZM115 120H116V119H115ZM117 120H118V119H117ZM121 120H122V118H121ZM121 120H118L119 123H121L122 121H124V122H122V123H123V125H124L125 128H126V125H125V123H126V121H125L126 118H125V120H122V121H121ZM186 120H187V119H186ZM193 120H195V119H193ZM252 120H253V119H252ZM35 121H36V120H34V122H35ZM37 121H38V120H37ZM78 121H80V120H78ZM118 121H117V122H118ZM120 121H121V122H120ZM181 121H182V119H181ZM71 122H72V121H71ZM75 122L78 124L77 121H75ZM101 122H103V121H101ZM101 122H98L99 125L101 124ZM114 122H115V121H114ZM177 122H178V121H177ZM183 122H184V121H183ZM255 122H256V121H255ZM32 123H33V122H32ZM42 123H43V122H42ZM139 123L142 124L141 122H139ZM184 123L187 124V122H184ZM184 123H183L182 126H184ZM209 123H210V122H208V124H209ZM256 123H257V122H256ZM43 124H45V123H43ZM175 124H177V123H175ZM210 124H212V123H210ZM1 125H2V124H1ZM28 125H29V124H28ZM45 125H46V124H45ZM48 125H49V124H48ZM61 125L63 126V125H65V124L63 123V124H61ZM143 125H144V124H143ZM145 125H147V127H146V129H147L149 126H148V124H145ZM178 125H179V124H178ZM4 126H5V125H4ZM29 126H31V125H29ZM35 126H36V125H35ZM35 126H34V127H35ZM62 126H61V127H62ZM69 126H70V125H69ZM107 126H108V125H107ZM175 126H176V125H175ZM180 126H181V125H180ZM215 126H216V124H215ZM259 126H260V125H259ZM2 127H3V126H2ZM51 127H53V126H51ZM51 127H49V128H51ZM74 127H75V126H74ZM80 127H81V126H80ZM109 127H110V126H109ZM119 127H120V126H119ZM127 127H129V124H128ZM138 127H139V126H138ZM140 127H141V126H140ZM150 127L153 128V129L155 130V126H154V127H153V126H150ZM150 127H149V129H150ZM260 127H262V126H260ZM3 128H4V127H3ZM24 128H25V127H24ZM24 128L22 127V129H24ZM37 128L39 129L40 127H37ZM54 128H57V126L54 127ZM65 128H66V126H65ZM125 128H124V129H125ZM129 128H130V127H129ZM129 128H128V129H129ZM216 128H217V126H216ZM230 128H231V127H230ZM9 129H10V128H8V130H9ZM68 129H70V127L67 126V132L71 131L73 128L71 127V129H70L69 131H68ZM91 129H92V128H91ZM106 129H107V128H106ZM126 129H127V128H126ZM130 129H131V128H130ZM135 129H136V128H135ZM144 129H145V127L143 128V130H144ZM153 129H152L151 132H150L151 129L149 130V132H150V138H152L151 136H153V138H152L153 140L150 142L151 144L149 143V141H150V139H149V135H148V139H149V141H148V139H147V136L145 137L146 134H145V135H142V136H144L145 139H146V140L143 142V144H144V143H145V144H148V145L150 146V148H151V146L153 147L152 144H154V141L156 140V139H154V138L156 137L155 135H157V133H156V134H152ZM174 129H175V128H174ZM176 129H177V128H176ZM219 129H221V126H220ZM222 129H223V128H222ZM232 129H233L232 132H231V131H230V132L236 136L238 133H236V134L233 133L234 128H232ZM3 130H4V129H3ZM73 130H74V129H73ZM109 130H110V129H109ZM117 130H118V129H117ZM121 130H122V129H121ZM143 130H141V131L143 132ZM168 130H169V129H168ZM201 130H202V129H201ZM226 130H228V129L225 128V131H226ZM253 130H254V129H253ZM256 130H257V129H256ZM258 130H259V129H258ZM10 131H11V130H10ZM23 131H25V130H23ZM23 131H22V132H23ZM32 131H33V133H34V130H32ZM40 131H41V128H40ZM40 131H39V132H40ZM44 131H45V130H44ZM46 131H47V130H46ZM50 131H51V130H50ZM55 131H56V130H55ZM55 131H54V132H55ZM74 131H75V130H74ZM85 131H86V130H85ZM103 131H104V130H103ZM126 131H127V130H126ZM129 131H130V130H129ZM203 131H204V130H203ZM209 131H210V130H209ZM213 131H214V130H212V132H213ZM219 131H221V130H219ZM222 131H223V130H222ZM254 131H255V130H254ZM0 132H1V130H0ZM13 132H14V131H13ZM27 132H28V131H27ZM30 132H31V131H30ZM62 132H63V131H62ZM64 132H65V131H64ZM67 132H65V134H67ZM99 132H100V131H99ZM121 132H123V131H121ZM130 132H131V131H130ZM133 132H134V131H133ZM142 132H141V134H142ZM145 132H146V131H145ZM157 132H158V136H159V135H160V134H159V130H158ZM204 132H206L205 134H206L207 136L212 137L211 135H208V134H207V131H204ZM214 132H215V131H214ZM242 132H243V131H242ZM260 132H262V131H260ZM8 133H9V132H8ZM23 133H24V132H23ZM33 133H32V134H33ZM41 133H43V131H41ZM109 133H111L110 136H112V138L115 137V136H117V135L114 134L113 132H109ZM112 133H113V135H115V136H113ZM118 133H119V132H118ZM146 133H147V132H146ZM153 133H155V132H153ZM172 133H173V132H172ZM201 133H202V132H201ZM208 133H209V132H208ZM225 133H228V132L226 131ZM251 133H252V132H251ZM9 134H10V133H9ZM25 134H26V133H25ZM27 134H28V133H27ZM32 134H31V135H32ZM65 134L63 133V135H65ZM77 134H78V133H76V135H77ZM81 134H82V135H85V133H84V134L81 133ZM81 134H79V135H81ZM96 134H98V133H96ZM122 134H125V133H122ZM130 134H131V133H130ZM130 134H129V135H130ZM134 134H136V132H135ZM139 134H140V133H139ZM141 134H140V136H141ZM170 134H171V133H170ZM209 134H210V133H209ZM221 134H222V133L220 132L219 135H221ZM260 134H262V133H260ZM260 134H259V131H258V133H257V136H258V137H257V138H259V135H260ZM22 135H23V134H22ZM34 135H36V133H35ZM46 135H47V134H46ZM67 135H68V134H67ZM67 135H66V136H67ZM126 135H127V134H126ZM129 135H128V138H130ZM131 135H132V134H131ZM165 135H167V134H165ZM202 135H203V134H202ZM223 135H224V134H223ZM240 135H241V134H240ZM252 135H253V133H252ZM3 136H4V135H3ZM19 136H20V135H19ZM26 136H28V135H26ZM87 136H88V134H87ZM95 136H96V135H95ZM100 136H101V134H100ZM102 136H103V134H102ZM142 136H141V137H142ZM154 136H155V137H154ZM197 136H198V135H197ZM204 136H205V135H203V139H204ZM221 136H222V135H221ZM245 136H247V135H245ZM253 136H254V135H253ZM255 136H256V135H255ZM21 137H22V136H21ZM21 137H20V138H21ZM40 137H41V135H40ZM47 137H48V136H47ZM49 137H50V136H49ZM61 137H62V135H61ZM78 137H81V136H78ZM83 137H84V136H83ZM141 137H140V138H141ZM144 137L141 138V140L144 139ZM166 137H167V136H166ZM237 137H238V136H237ZM10 138H11V137H10ZM70 138H71V136H69V140H70ZM72 138H73V137H72ZM86 138H87V137H86ZM101 138H102V137H101ZM117 138H118V137H117ZM138 138H139V137H138ZM138 138H136V139H137L136 142L139 141ZM156 138H157V137H156ZM169 138H171V137H169ZM181 138H182V137H181ZM188 138H189V137H188ZM255 138H256V137H255ZM12 139H13V138H12ZM21 139H22V138H21ZM21 139H20V140H21ZM62 139H63V138H62ZM114 139H116V137L113 138V139H111V140H114ZM123 139H124V138H123ZM126 139H127V137H126ZM245 139H246V138H244V140H245ZM2 140H3V139H2ZM7 140H8V139H7ZM41 140H42V141H45V140H43V137L41 138ZM51 140H52V139H50V141H51ZM78 140H81V139H80V138H79V139H76V143H77V144H78ZM99 140H100V139H99ZM109 140H110V138H109ZM111 140H110V141H111ZM117 140H121V138H120V139L118 138ZM168 140H169V139H168ZM173 140H174V139H173ZM204 140H206V138H205ZM239 140H240V139H239ZM11 141H12V140H11ZM15 141H16V140H15ZM17 141H18V140H17ZM53 141H54V140H52L51 143H52V144H55V146H56L57 144H56V143H53ZM55 141H56V140H55ZM89 141H90V140H89ZM89 141H88V142H89ZM92 141H93V140H92ZM96 141L98 142L97 139H96ZM131 141H133L132 138H131ZM146 141H148V142L146 143ZM158 141L160 142V140H158ZM175 141H176V139H175ZM180 141H181V140H179V142H180ZM190 141H191V140L189 139V142H190ZM200 141H201V140H200ZM248 141H249V140H248ZM12 142H13V141H12ZM12 142H11V143H12ZM19 142H20V141H19ZM46 142H47V140H46ZM66 142H67V141H66ZM66 142H65V143H66ZM72 142H74V141L72 140ZM111 142H112V141H111ZM127 142H128V141H127ZM127 142L125 141V144H126ZM139 142L142 143L141 141H139ZM159 142H158V143H159ZM243 142H245V141H243ZM11 143H10V144H11ZM15 143H17V142H15ZM26 143H27V142H26ZM61 143H64V139H63V142H61ZM68 143H69V142H68ZM83 143H84V142H83ZM83 143H81V144H83ZM89 143H91V142H89ZM118 143H120V142L118 141ZM128 143H130V142H128ZM128 143H127V145H128ZM133 143H134V142H133ZM172 143H173V142H172ZM174 143H175V145H176V142H174ZM193 143H195V142H193ZM201 143H203V142H200L199 144H201ZM10 144H7V145L9 146ZM99 144H100V143H99ZM103 144H105V140H104V143H103ZM103 144H102V145H103ZM120 144H121V143H120ZM135 144H137V143H135ZM138 144H139V143H138ZM155 144H156V141H155ZM155 144H154V145H155ZM24 145H25V144H24ZM62 145H63V144H62ZM70 145H71V144H70ZM83 145H84V144H83ZM105 145H106V144H105ZM131 145H132V144H130L129 146H131ZM172 145H173V144H172ZM185 145H186V144H184V147H185ZM201 145H202V144H201ZM206 145H207V144H206ZM233 145H234V144H233ZM248 145H249V144H248ZM18 146H19V145H18ZM57 146H58V145H57ZM60 146H61V145H60ZM76 146H77V145H76ZM78 146H79V145H78ZM107 146H108V145H107ZM120 146H122V145H120ZM140 146H141V145H140ZM140 146H137V147H140ZM191 146H192V144L190 143V147H191ZM194 146H195V144H194ZM240 146H241V145H240ZM243 146H244V143H243ZM0 147H2V146H0ZM23 147H25V146H23ZM83 147H85V145H84ZM83 147H82V148H83ZM93 147H94V146H93ZM101 147H102V146H101ZM108 147H109V146H108ZM111 147H113V146H111ZM131 147H133V146H131ZM143 147H144V146H143ZM156 147H157V148H160V145L158 146V144H157ZM156 147H155V148H156ZM164 147H165V146H164ZM174 147H175V146H174ZM174 147H173V148H174ZM184 147H183V148H184ZM188 147H189V146H188ZM211 147H212V146H211ZM247 147H250V146H247V144H245L244 150L242 149V150H243V154L246 152V151H245V148H247ZM260 147H261V146H260ZM6 148H7V147H6ZM6 148H5V149H6ZM17 148H18V147H17ZM60 148H61V147H60ZM64 148H65V147H64ZM86 148L89 149V147H86ZM104 148L106 149V147H104ZM119 148H120V147H119ZM119 148H118V149H119ZM123 148H124V147H122V149H123ZM133 148H135V147H133ZM144 148H146V147H144ZM144 148H143V149L141 148V150H140V148H139V149L137 148V150H139L138 153L140 154V156H143V155H144V154L142 153L143 150H144ZM175 148L177 149V146H176ZM183 148H182V149H183ZM192 148H194V147H192ZM192 148H191V149H192ZM197 148H199V147H196V149H197ZM206 148H207V146H206ZM208 148H209V147H208ZM227 148H228V147H227ZM236 148H237V147H236ZM239 148H240V150H241V147H239ZM239 148H238V149H239ZM242 148H243V147H242ZM5 149H3V150H5ZM9 149H10V148H9ZM23 149H24V148H23ZM36 149H37V148H36ZM38 149H39V148H38ZM47 149H48V148H47ZM47 149H46V150H47ZM54 149H55V147H54ZM61 149H62V148H61ZM69 149H70V148H68V150H69ZM74 149H75V148H74ZM74 149H73V150H74ZM80 149H81V148H80ZM92 149H93V148H92ZM108 149H109V148H108ZM250 149H251V148H249V150H250ZM1 150H2V149H1ZM6 150H7V149H6ZM6 150H5V151H6ZM11 150H12V149H11ZM18 150H19V149H18ZM29 150L31 151V149H29ZM39 150H40V149H39ZM39 150H38L37 152H39ZM55 150H56V149H55ZM93 150H94V149H93ZM93 150H92V151H93ZM113 150H115V149L113 148ZM129 150H130V149H129ZM145 150H146V149H145ZM145 150H144V151H145ZM159 150H162V148H160ZM203 150H204V149H203ZM209 150H210V149H209ZM221 150H222V148L220 149V151H221ZM231 150L233 151L234 149L231 147ZM242 150H241V151H242ZM247 150H248V148H247ZM260 150H261V149H260ZM30 151H28V152H30ZM49 151H50V148H49ZM52 151H53V150H52ZM65 151H67L66 148H65ZM70 151H71V150H70ZM115 151H116V150H115ZM118 151H120V150H118ZM118 151H116V152H118ZM125 151H126V150H125ZM125 151H124V152H125ZM131 151H132V154H134V153H133V150H131ZM131 151H130V152H131ZM176 151H177V150H176ZM191 151H192V150H191ZM200 151H201V150H200ZM210 151H211V150H210ZM210 151H209V152H210ZM223 151H224V150H223ZM228 151H229V149H228ZM232 151H231V152H232ZM234 151H235V150H234ZM244 151H245V152H244ZM250 151H252V150H250ZM253 151H254V150H253ZM261 151H262V150H261ZM263 151H264V150H263ZM40 152H41V150H40ZM85 152H86V151H85ZM88 152L90 153V151H88ZM120 152H121V151H120ZM146 152H147V151H145V154H147V156H148V152H147V153H146ZM157 152H158V150H157ZM161 152H162V151H161ZM169 152H170V151H169ZM169 152H168V153H169ZM179 152H181V151H179ZM195 152H197V150H196ZM195 152L193 151V153H195ZM211 152H212V151H211ZM218 152H219V151H218ZM0 153H1V152H0ZM26 153H27V152H26ZM61 153H62V152H61ZM68 153H69V151H68ZM82 153H83V152H82ZM93 153H94V151H93ZM102 153H103V152H102ZM102 153H101V154H102ZM121 153H123V152H121ZM138 153H137V154H138ZM162 153H164V152H162ZM172 153H173V152H172ZM181 153H182L181 156H184V155H183L184 153H183V152H181ZM181 153H180V154H181ZM186 153H187V156H188L189 154H191V156H193V160H192V159L189 160V158H188L189 161L192 160V162L190 163V166H189V164H188V166H189L188 168L190 169V167H191V168L196 167V169H197L198 166L191 165V164L194 163L193 161L195 160V159H194V155H195V154H193V153H188V151H187ZM256 153H257V152H256ZM256 153H254V154H255V159L257 158V154H256ZM41 154L44 155V153H41ZM48 154L51 155L49 152H48ZM69 154H70V153H69ZM105 154L107 155V152H106ZM105 154H102V156H104ZM111 154H113V153H111ZM132 154H130V155H132ZM139 154H138V155H139ZM152 154H153V153H152ZM177 154H179V153H177ZM192 154H193V155H192ZM197 154H198V153H196V155H197ZM218 154H220V153H218ZM223 154H224V152H223ZM239 154H240V153H239ZM65 155H66V154H65ZM65 155H63V156H65ZM78 155H79V154H78ZM81 155H82V154H81ZM124 155H125V154H124ZM126 155H127V154H126ZM128 155H129V152H128ZM164 155H165V154H164ZM185 155H186V154H185ZM203 155L206 156V154H203ZM246 155H248V154H246ZM252 155H253V154H252ZM259 155H260V154H259ZM259 155H258V156H259ZM33 156H34V155H33ZM46 156H47V155H46ZM82 156H83V155H82ZM88 156H90V155L88 154ZM95 156H98V155H95ZM114 156H115V154H114ZM117 156H118V155L115 156L116 159H119ZM120 156H121V155H120ZM166 156H167V155H166ZM178 156H179V155H178ZM189 156H190V155H189ZM210 156H211V155H210ZM210 156H208V157H210ZM217 156H218V155H217ZM222 156H224V155H222ZM229 156H230V155H229ZM6 157H7V156H6ZM40 157H42V156H40ZM67 157H68V156H67ZM67 157H66V158H67ZM73 157H74V156H73ZM84 157H85V156H84ZM84 157H83V158H84ZM90 157H91V156H90ZM98 157H99V156H98ZM107 157H108V156H107ZM107 157L104 158V159H107ZM122 157H124V156H122ZM134 157H135V155H134ZM138 157H139V156H138ZM143 157H146V156L144 155ZM150 157H151V159L156 158V157H152V156H151V152H150ZM219 157H220V155H219ZM232 157H233V156H232ZM241 157H242V156H241ZM247 157H250L249 159H250V162H251V161H252V158H251L252 156L249 154ZM22 158H23V157H22ZM45 158L47 159V157H45ZM54 158H55V157H54ZM66 158H65V159H66ZM111 158H112V157H111ZM111 158H110V159H111ZM179 158H181V157L179 156ZM179 158H178V159H179ZM197 158H199V157H197ZM197 158H196V159H197ZM212 158L214 159V157H212ZM242 158H243V157H242ZM11 159H12V158H11ZM34 159H36V158H34ZM34 159H33V160H34ZM38 159H39V158H38ZM43 159H44V158H43ZM57 159H58V158H57ZM59 159H60V158H59ZM80 159H81V157H80ZM84 159H85V158H84ZM90 159H91V158H90ZM99 159H101V158H99ZM125 159H126V158H125ZM125 159H124V160H125ZM136 159H137V158H136ZM148 159H149V158H147V161H148ZM151 159H150V160H151ZM168 159H170V158H168ZM168 159H167V160H168ZM178 159H177V162H178V161L182 162L180 159H179V160H178ZM181 159H182V158H181ZM185 159H186V158H185ZM199 159H200V158H199ZM199 159H197V160H199ZM206 159H208V158H206ZM233 159L236 160L237 158H233ZM255 159H254V161H256ZM260 159H261V158H260ZM8 160H9V159H8ZM50 160H51V159H50ZM55 160H56V159H55ZM73 160H74V159H73ZM75 160H76V159H75ZM78 160H79V159H78ZM91 160H92V159H91ZM91 160H90V161H91ZM101 160H102V159H101ZM108 160H109V158H108ZM200 160H201V159H200ZM220 160H221V159H220ZM222 160H223V159H222ZM234 160H232V162H234V163H232L233 165L230 163V161H228L229 163L227 162L228 165H229V164L231 165V167H230V169L232 168L231 171H232V170H234V171L237 170V173H238V172L240 173V171L243 172V171H244V168H242V165H240L241 163L239 162V164H238V165H240V167H241V168H240L239 166H236V161L238 162V160H236V161H234ZM243 160H244V159H243ZM22 161H23V159H22ZM24 161H25V160H24ZM26 161H27V160H26ZM35 161H36V160H35ZM35 161H34V162H35ZM56 161H57V160H56ZM58 161H60V160H58ZM58 161H57V162H58ZM61 161H63V159H62ZM67 161H68V160H67ZM80 161H82V163H84V160L81 159ZM97 161H98V160H97ZM97 161H96V162H97ZM105 161H106V160H105ZM155 161H157V160H154V162H155ZM163 161H164V160H163ZM173 161H175V160H173ZM206 161H208V160H206ZM216 161H217V163H216ZM216 161H215V159H214V160H213V163H214L215 167L217 168L220 164H218V162H219L218 159H216ZM260 161H262V160H259L258 162L256 161L255 163L259 164V167L264 166V165H263L264 163H263V164H260ZM4 162H5V160H4ZM11 162H12V161H11ZM46 162H47V161H46ZM63 162H64V161H63ZM65 162H66V161H65ZM88 162H89V159H88ZM122 162H123V161H122ZM140 162H141V161H140ZM148 162H149V161H148ZM154 162H153V163H154ZM159 162H160V161H159ZM159 162H156V163H158V165H161ZM168 162H169V161H168ZM177 162L175 163L176 166L173 164V168H174V169L172 168V165H171L170 167H171L173 170H175L174 173H176V174H174V176L176 175V178H177L178 175H181V176L184 178L185 176L182 175V174H179V173H181V172H180L179 169H177V167H179V165H180V167H181L182 169H183V167L181 166V163H180V162L178 163L179 165L177 164ZM195 162H196V160H195ZM223 162H224V161H223ZM242 162H245V163H246V161H242ZM263 162H264V159H263ZM2 163H3V162H2ZM9 163H10V161H9ZM25 163H26V162H25ZM27 163H29V162L27 161ZM38 163H39V162H38ZM79 163L82 165L81 162H79ZM104 163H105V162H104ZM106 163H107V162H106ZM106 163H105V164H106ZM112 163H113V162H112ZM119 163H120V161H119ZM144 163H145V162H144ZM156 163H154V164H156ZM161 163H162V162H161ZM166 163H167V161H166ZM173 163H174V162H173ZM200 163H202V162H198V161H197V164H196V165L199 164V169H200ZM213 163H212V161H211V165H212ZM219 163H220V162H219ZM251 163H252V162H251ZM261 163H262V162H261ZM0 164H1V163H0ZM12 164H13V163H12ZM23 164H24V163H23ZM34 164H35V163H34ZM46 164H47V163H46ZM53 164H54V163H53ZM57 164H59V163H57ZM61 164H62V163H61ZM63 164H64V163H63ZM88 164H89V163H88ZM90 164H91V162H90ZM92 164H93V163H92ZM100 164H102L101 166H103V165H104V164H103V161H101ZM146 164H147V163H146ZM154 164H153V165H154ZM170 164H172V163H170ZM194 164H195V163H194ZM206 164L209 165V163H207V162H206ZM217 164H218V165H217ZM222 164H223V163H222ZM242 164H243V163H242ZM35 165H36V164H35ZM39 165H40V164H39ZM85 165H86V164H85ZM96 165H97V164H96ZM96 165L93 164V166H96ZM130 165H131V164H130ZM136 165H137V164H136ZM151 165H152V163H151ZM151 165L149 164V165H145V166H144V169H145L146 166H147V167L149 166V169H147V167H146V170H149V173L147 172V173H148V176H149L150 172L152 171V169L150 170V168H151L150 166H151ZM165 165H166V164H165ZM177 165H178V166H177ZM182 165L184 166V163H183V162H182ZM204 165H205V164H204ZM204 165H201V166H204ZM248 165H249V164H248ZM3 166H4V165H3ZM27 166H28V165H27ZM30 166H31V165H30ZM62 166H63V165H62ZM82 166H83V165H82ZM98 166H99V164H98ZM142 166H143V164H142ZM142 166H141V167H142ZM154 166H155V165H154ZM154 166H152L153 169H154ZM156 166H157V164H156ZM156 166H155V171H156V172L154 171V174L156 173L155 176H156V175L158 176L160 173L163 172L164 169L162 170V168H163L162 166H160V167H161L160 169H159V167H158V169H157ZM174 166H175V167H174ZM233 166H234V167H233ZM5 167H6V165H5ZM11 167H12V166H11ZM25 167H26V166H25ZM34 167H35V166H34ZM42 167H44V165L41 166V168H42ZM47 167H48V166H47ZM53 167L56 168V165L53 166ZM86 167H87V166H86ZM88 167H89V166H88ZM88 167H87V168H88ZM115 167H116V166H115ZM141 167H140V168H141ZM164 167H165V166H164ZM204 167H205V166H204ZM204 167H203V170L205 169ZM220 167H221V166H220ZM235 167H236V168H235ZM243 167H245V165H243ZM247 167H248V166H247ZM252 167H253V166H251V168H252ZM257 167H258V165H257ZM84 168H85V167H83L82 170H84ZM93 168H94V167H93ZM100 168H102V167L99 166V170H100ZM103 168H104V167H103ZM116 168L118 169V171L120 170L118 167H116ZM188 168H187V169H188ZM207 168H209V167H207ZM211 168L213 169L214 166H212ZM225 168H226V167H225ZM234 168H235L236 170H235ZM239 168H240V170L238 171ZM251 168L249 167V169H251ZM4 169L7 170L6 168H4ZM4 169H2V170L0 169V170H1V171H0L1 176H4V175H2V173L5 174V175H6V173H7V171H6V173L2 172ZM20 169H21V168H20ZM44 169H45V167H44ZM44 169L42 168V170H44ZM80 169H81V168H80ZM80 169H79V170H80ZM176 169L179 170V172H176ZM182 169H181V171H182ZM196 169H195V170H196ZM217 169H220V168L218 167ZM217 169H213V170L216 171ZM221 169L224 170V168H221ZM221 169H220L219 173H221V171H222ZM245 169H246V168H245ZM254 169H255V168L252 169L253 172L255 171ZM263 169H264V168H263ZM35 170H36V169H35ZM38 170H39V169H38ZM106 170H108V169H106ZM134 170H135V169H134ZM157 170H158V171H157ZM161 170H162V172H159V171H161ZM165 170H166V169H165ZM170 170H171V169H170ZM191 170H192V169H191ZM195 170H194V171H195ZM227 170H228V169H227ZM247 170H248V169H247ZM247 170H246V171H247ZM256 170H257V169H256ZM259 170H260V169H259ZM11 171H12V170H11ZM55 171H56V170H55ZM108 171H109V170H108ZM142 171H143V168H142ZM205 171H206V170H204V172H205ZM231 171H230V172H231ZM248 171L250 172V170H248ZM248 171H247V172H248ZM8 172H9V171H8ZM83 172H85V170H84ZM86 172H87V170H86ZM104 172H105V171H104ZM119 172H120V171H119ZM125 172H126V170H125ZM158 172H159V173H158ZM171 172H172V171H171ZM191 172L195 174V172H193V171H191ZM198 172H199V170H198ZM204 172H202V173H204ZM217 172H218V171H217ZM227 172H228V171H227ZM230 172H229V173H230ZM244 172H245V171H244ZM249 172H248V174L250 175ZM253 172H251V174H252ZM260 172H261V171H260ZM20 173H21V172H20ZM20 173H19V174H20ZM53 173H54V172H53ZM58 173H59V172H58ZM88 173H90V172H88ZM107 173H108V172H107ZM117 173H118V172H117ZM117 173H116V174H117ZM145 173H146V172H145ZM147 173H146V175H147ZM152 173H153V171L151 172V174H152ZM164 173H165V172H164ZM182 173H183V172H182ZM185 173H186V172H185ZM192 173H191V176L193 175ZM209 173H211V172H209ZM214 173H215V172H214ZM224 173H225V172L223 171V177H225V176H224ZM237 173H236V174H237ZM9 174H10V173H9ZM11 174H12V178H13V174H14V173L11 172ZM44 174H45V173H44ZM80 174H81V173H80ZM151 174H150V175H151ZM165 174L168 175L167 172H166ZM217 174H218V173H217ZM217 174H216V175H217ZM221 174H222V173H221ZM226 174H227V173H226ZM231 174H232V173H231ZM231 174L229 175L230 177H231ZM240 174H241V173H240ZM243 174H244V173H242V175H243ZM246 174H247V173L245 172V175H246ZM253 174H255V172H254ZM253 174H252V175H253ZM20 175H21V174H20ZM39 175H40V174H39ZM45 175H46V174H45ZM90 175H91V173H90ZM94 175H95V174H94ZM98 175H99V174H98ZM98 175H97V176H98ZM108 175H110V174L108 173ZM160 175H161V174H160ZM210 175H213V172H212V174H210ZM216 175H215V176H216ZM232 175H233V174H232ZM242 175H241V177H242ZM245 175H244V178L246 179ZM263 175H264V174H263ZM6 176H8V175H6ZM6 176H4V178H6ZM41 176H42V175H41ZM43 176H44V175H43ZM48 176H49V175H48ZM79 176H81V175H79ZM105 176H106V173H105ZM151 176H153V175H151ZM151 176H150V177H151ZM157 176H156V178H158ZM162 176H165V175L162 174ZM181 176H179L180 179H181ZM186 176H187V174H186ZM208 176H209V175H208ZM208 176H207V177H208ZM218 176H219V175H218ZM233 176H235V174H234ZM253 176H254V175H253ZM253 176H252V177H253ZM23 177H24V176H23ZM44 177H45V176H44ZM44 177H43V178H44ZM85 177H86V176H85ZM95 177H96V176H95ZM153 177H154V176H153ZM153 177H151L150 180H151ZM167 177L169 178L170 176L168 175ZM199 177H200V176H199ZM230 177H226V180H227L228 178H230ZM241 177H240V178H241ZM247 177H248V176H247ZM16 178H18V177H16ZM30 178H31V177H30ZM45 178H46V177H45ZM83 178H84V177H82V178L80 177V179H83ZM96 178H99V177H96ZM148 178H149V177H148ZM156 178L154 177V179H156ZM161 178H162V177H161ZM164 178H166V177H164ZM164 178H163V179H164ZM168 178H166V179H168ZM179 178H177V179H179ZM213 178H214V177H213ZM213 178H212V179H213ZM215 178H216L215 180L218 181L217 176H216ZM220 178H221V177H220ZM233 178H234V177H233ZM237 178H239V177L237 176ZM240 178H239V179H240ZM244 178H242L243 181H244ZM1 179H2V178H1ZM25 179H26V178H25ZM65 179H66V178H65ZM101 179H102V178H101ZM101 179H100V181H101ZM163 179H162V180H163ZM166 179H165V180H166ZM186 179H187V178H186ZM186 179L184 178V180H186ZM221 179H222V178H221ZM221 179H220V180H221ZM231 179H232V177H231ZM234 179H235V178H234ZM248 179H249V178H248ZM9 180H10V179H9ZM18 180H19V179H18ZM22 180H23V179H22ZM84 180H85V179H84ZM86 180H87V179H86ZM92 180H93V179H92ZM157 180H159V179H157ZM165 180H164V181H165ZM182 180H183V179H182ZM220 180L218 181L219 184L216 183L217 181L214 182V183H216V184H215L216 186L220 185V187H218L217 189H220V188L223 189V186L221 187V185H222V183L225 184V180H224V182H222V181H220ZM237 180H238V179H237ZM11 181H12V180H11ZM15 181H17V180L15 179ZM89 181H91V179H90ZM152 181H154V180L152 179ZM152 181H151V182H152ZM160 181H161V180H160ZM160 181H159V182H160ZM167 181H168V180H166V182H167ZM171 181H172V179H171ZM177 181H178V180H177ZM238 181H239V180H238ZM91 182H92V181H91ZM197 182H198V181H197ZM205 182H206V181H205ZM211 182H212V181H211ZM241 182H242V181H241ZM246 182L248 183L249 181L247 180ZM246 182H245V183H246ZM152 183H153V182H152ZM161 183H162V182H161ZM168 183H169V181H168ZM170 183H171V182H170ZM180 183H181V182H180ZM203 183H204V181H203ZM220 183H221V184H220ZM227 183H228V180H227ZM242 183H244V182H242ZM258 183H259V182H258ZM150 184H151V183H150ZM154 184H156V183L154 182ZM162 184H163V183H162ZM209 184H210V182H209ZM212 184H213V183H212ZM235 184H236V183H235ZM124 185H125V184H124ZM126 185H127V184H126ZM191 185H192V184H191ZM215 185H214V187H213V185H211V188H210V189H211V190H214V189L216 188ZM246 185H247V184H246ZM246 185H245V186H246ZM26 186H27V185H26ZM55 186H56V185H55ZM57 186H58V185H57ZM57 186H56V187H57ZM60 186H61V185H60ZM128 186H129V185H128ZM128 186H127V187H128ZM240 186H241V185H240ZM240 186H239L238 189L241 190V189H242V186H241V188H240ZM69 187H70V186H69ZM75 187H77V186H75ZM90 187H91V186H90ZM227 187H228V184H227ZM233 187H234V186H233ZM249 187H250V186H249ZM249 187H248V188H249ZM252 187H253V186H252ZM62 188H63V187H62ZM212 188H213V189H212ZM41 189H42V188H41ZM126 189H127V188H126ZM129 189H130V187H129ZM200 189H201V188H200ZM221 189H220V191H218V190H217V191H218V192H221ZM260 189H261V188H260ZM58 190H59V189H58ZM71 190H72V189H71ZM75 190H76V189H75ZM75 190H74V188H73V192H74ZM211 190H210V191H211ZM215 190H216V189H215ZM244 190H246V189H244V187H243V191H244ZM261 190H262V189H261ZM19 191H20V190H19ZM200 191H201V190H200ZM223 191H224V190H223ZM226 191H227V190H226ZM226 191H225V192H226ZM241 191H242V190H241ZM243 191H242V192H243ZM68 192H69V191H68ZM71 192H72V191H71ZM71 192H70V193H71ZM76 192H77V191H76ZM79 192H80V191H79ZM197 192H199V191H197ZM202 192H203V191H202ZM238 192H239V191H238ZM203 193H204V192H203ZM211 193H212V195H215V193H213V192H211ZM211 193H209V195H211ZM250 193H252V192H250ZM50 194H51V193H50ZM68 194H69V193H68ZM72 194L74 195L75 193H72ZM198 194L200 195L201 193H198ZM225 194H226V193H225ZM252 194H253V193H252ZM259 194H260V193H259ZM79 195H80V194H79ZM93 195H94V194H93ZM22 196H23V195H22ZM194 196H195V195H194ZM205 196H206V194H205ZM216 196H217V195H216ZM249 196H250V195H249ZM253 196H254V195H253ZM253 196H251L250 198H252ZM255 196H256V195H255ZM64 197H66V196H64ZM75 197H76V196H75ZM201 197H202V196H201ZM235 197H236V196H235ZM25 198H26V196H25ZM197 198H198V197H197ZM26 199H28V198H26ZM66 199H67V197L65 198V200H66ZM73 199H74V198H73ZM214 199H215V198H214ZM54 200H55V199H54ZM56 200H57V199H56ZM56 200H55V201H56ZM194 200H195V199H194ZM195 201H196V200H195ZM62 202H63V201H62ZM73 202H74V200H73ZM79 202H80V201H79ZM86 202H87V201H86ZM92 202H93V201H92ZM260 202H261V201H260ZM16 204H17V203H16ZM50 204H51V203H50ZM60 204H61V203H59V206H60ZM93 204H94V203H93ZM254 204H256V202H254ZM37 205L39 206V204H37ZM44 205H47V204H44ZM62 205H64V204H62ZM62 205H61V206H62ZM95 205H96V204H95ZM261 205H262V204H261ZM20 206H21V205H20ZM78 206H79V205H77V207H78ZM140 206H143V205L141 204ZM140 206H139V207H140ZM253 206H254V205H253ZM63 207H64V206H63ZM80 207H81V206H80ZM98 207H99V206H98ZM137 207H138V205H137ZM192 207H193V206H192ZM242 207H243V206H242ZM245 207H247V206H245ZM248 207H249V206H248ZM45 208H48V209L50 208V209H52L53 207H52V208H51V207H45ZM78 208H79V207H78ZM78 208H77V210H78ZM88 208H89V207H88ZM88 208L85 209V210L88 211ZM92 208H93V207H92ZM163 208H164V207H163ZM165 208H166V207H165ZM165 208H164V210H165ZM237 208H238V207H237ZM250 208H251V207H250ZM253 208H254V207H253ZM255 208H256V207H255ZM258 208H259V207H258ZM6 209H7V208H6ZM19 209H20V207H19ZM22 209H23V208H22ZM40 209H41V208H40ZM50 209H49V211H50ZM79 209H80V208H79ZM139 209H140V208H139ZM142 209H143V207H142ZM144 209H147V208L144 207ZM144 209H143V210H144ZM149 209H150V208H149ZM151 209H154L153 211H156V210H155V207H153V208H151ZM151 209H150V210H151ZM176 209H177V208H176ZM183 209H184V208H183ZM244 209H245V208H244ZM246 209H247V208H246ZM260 209H261V208H260ZM42 210H43V209H42ZM42 210H41L40 213H42L43 215H45L46 213L49 214V211H46V213L44 214V213L42 212ZM45 210H46V209H45ZM53 210H54V209H53ZM59 210H60V209H59ZM65 210H66V209H65ZM93 210H94V209H93ZM95 210H96V209H95ZM108 210H109V209H108ZM108 210H106V211H108ZM134 210H137V208L134 209ZM143 210H140V212L138 211V212H139V213H138V216H139V214H140ZM160 210H161V209H160ZM16 211H17V210H16ZM29 211H30V210H29ZM31 211H32V209H31ZM31 211H30V213H31ZM38 211H39V210H38ZM56 211H57V210H56ZM68 211H71V210L69 209ZM89 211H90V210H89ZM103 211H104V210H103ZM151 211H152V210H151ZM151 211H149L150 213L147 211V213H149V214H147V213H146V210H145V213L147 214V217H148V216L152 217V215H150V214H152V213H153V215H154V212L151 213ZM247 211H248V210H247ZM251 211H252V210H251ZM259 211H261V210H259ZM4 212H5V211H4ZM7 212H8V211H7ZM20 212H21V211H20ZM44 212H45V211H44ZM52 212H53V211H52ZM66 212H67V210H66ZM83 212H84V211H83ZM96 212H97V211H96ZM98 212H99V211H98ZM110 212H111V211H110ZM115 212H116V211H115ZM130 212H131V211H129V214H130ZM135 212H136V211H135ZM180 212H181V211H180ZM218 212H219V211H218ZM227 212H229V211H226V213H227ZM233 212H234V211H233ZM235 212H237V210H236ZM238 212H239V211H238ZM22 213H23V212H22ZM50 213H51V211H50ZM53 213H54V212H53ZM59 213H60V212H59ZM91 213L93 214V212H91ZM107 213H108V212H107ZM113 213H114V212H113ZM117 213H118V212H117ZM160 213H161V212H160ZM210 213H211V212H210ZM241 213H242V212H241ZM241 213H240V214H241ZM252 213H253V212H252ZM256 213H257V212H256ZM35 214H36V213H35ZM47 214H46V216H47ZM76 214H78V213H76ZM81 214H82V213H81ZM87 214H89V213H87ZM87 214H86V215H87ZM95 214H96V213H95ZM103 214H104V213H102L101 215H103ZM118 214H119V213H118ZM127 214H128V213H127ZM127 214H126V215H127ZM132 214H133V212H132ZM132 214H131V215H132ZM141 214H142L143 216L146 215V214L144 215V211H143V213H141ZM141 214H140V215H141ZM157 214H158V212H157ZM166 214H167V211H166ZM166 214H165V215H166ZM213 214H214V213H213ZM227 214L229 215L230 213H227ZM231 214H232V212H231ZM236 214H237V213H236ZM245 214H246V213H245ZM249 214H250V213H249ZM258 214H259V213H258ZM263 214H264V213H263ZM1 215H2V214H1ZM31 215H32V214H30V218H31ZM57 215H58V214H57ZM57 215H56V216H57ZM60 215H61V213H60ZM82 215H83V214H82ZM84 215H85V214H84ZM84 215H83V216H84ZM105 215H106V214H105ZM105 215H104V216H105ZM107 215H108V214H107ZM110 215H111V213H110ZM131 215H130V217H131ZM215 215H216V214H215ZM223 215H225L224 218L226 219V217H227L226 214L224 213ZM233 215H234V216H233ZM233 215H232V217L234 218L236 215H235V213H234ZM238 215H239V214H238ZM241 215H242V214H241ZM254 215H255V214H254ZM254 215H252V216H254ZM260 215H261V214H260ZM14 216H15V215H14ZM18 216H19V215H18ZM32 216H33V215H32ZM50 216H51V214H50ZM69 216H70V215H69ZM76 216H78V215H75V218H76ZM83 216H82V217H83ZM111 216H113V215H111ZM111 216H110V217H111ZM114 216H115V214H114ZM155 216H156V214H155ZM216 216H217V215H216ZM230 216H231V215H230ZM230 216H228V217H230ZM246 216H247V214H246ZM248 216H249V215H248ZM52 217H53V216H52ZM61 217H62V216H61ZM66 217H68V216H66ZM116 217H120V215H118V216L116 215ZM116 217H115V218H116ZM124 217H125V216H124ZM128 217H129V215H128ZM128 217H127V218H128ZM132 217H134V216H132ZM136 217H137V216H136ZM140 217H141V216H140ZM150 217H149V218H150ZM159 217H161V215H160ZM164 217H166V216H164ZM206 217H207V216H206ZM217 217H219V215H218ZM220 217H221V216H220ZM222 217H223V216H222ZM232 217H231V220H232ZM238 217H240V216H238ZM241 217H242V216H241ZM255 217H256V216H255ZM30 218H29V220H30ZM36 218L38 219V216H37ZM36 218H35V219H36ZM45 218H46V217H45ZM55 218H56V217H55ZM87 218H88V216H87ZM106 218H107V217H106ZM125 218H126V217H125ZM137 218H138V217H137ZM215 218H216V217H215ZM235 218H237V216H236ZM249 218H250V217H249ZM27 219H28V218H27ZM31 219H32V218H31ZM35 219H34V220H35ZM50 219H52V218H50ZM56 219H57V218H56ZM81 219H82V218H81ZM81 219H80V220H81ZM83 219H84V218H83ZM83 219H82V220H83ZM113 219H114V218H113ZM116 219H117V221H118L119 218H116ZM122 219H123V217H122ZM122 219H121V220H122ZM130 219H131V218H130ZM138 219H139V218H138ZM143 219H144V217H143ZM222 219H223V218H221V220H220V218H219L218 221H219V222H220V221L222 222ZM225 219H224V221H225ZM227 219H229V218H227ZM237 219H240V222H241V220H242L243 218H237ZM237 219H236V220H237ZM246 219H247V217H246ZM0 220H1V219H0ZM19 220H20V219H19ZM34 220H32V221H34ZM40 220H41V219H40ZM80 220H79V221H80ZM84 220H85V219H84ZM86 220H87V219H86ZM91 220H92V219H91ZM93 220H94V219H93ZM134 220H135V219L133 218V222H134ZM147 220H148V219H145L144 221L147 222ZM149 220H150V219H149ZM159 220H160V219H159ZM159 220H158V221H159ZM162 220H163V219H162ZM164 220H165V219H164ZM210 220H212V219H210ZM234 220H235V219H233V221H234ZM243 220H244V219H243ZM243 220H242V221H243ZM250 220H251V218H250ZM250 220H249V222H248V223H249V225H248L249 227H250V223L253 222V221H255V219L252 218V221H250ZM4 221H5V220H4ZM9 221H10V220H9ZM12 221H14V220L12 219ZM56 221H57V220H56ZM69 221H70V220H69ZM87 221H88V220H87ZM97 221H98V220H97ZM123 221H124V220H123ZM127 221H129V219H128ZM144 221H143V222H144ZM153 221H154V220H153ZM201 221H202V220H201ZM208 221H209V220H208ZM208 221H207V223H208ZM212 221H213V220H212ZM228 221H229V220H228ZM233 221H229V222H233ZM247 221H248V220H247ZM247 221H245L244 224H246ZM1 222H2V221H1ZM58 222H59V221H58ZM60 222H61V221H60ZM67 222H68V221H67ZM67 222H66V223H67ZM72 222H73V221H72ZM93 222H94V221H93ZM115 222H116V221H115ZM125 222H126V221H125ZM125 222H123V223H125ZM131 222H132V221H131ZM131 222H130V223H131ZM133 222H132V223H133ZM135 222H136V221H135ZM146 222H144V223L146 224ZM154 222H155V221H154ZM156 222H157V221H156ZM156 222H155V223H156ZM159 222H160V221H159ZM159 222H158V224H159ZM163 222H164V221H163ZM163 222H162V223H163ZM195 222H196V221H195ZM213 222H215V221H213ZM221 222H220V225H222ZM238 222H239V220H238L237 222L235 221V223H238ZM240 222H239V223H240ZM257 222H258V221H257ZM257 222H256V223H257ZM260 222H262V220H261ZM39 223H40V221H39ZM53 223H54V222H53ZM63 223H64V222H63ZM75 223H76V222H75ZM90 223H91V222H90ZM110 223H111V222H110ZM110 223H109V224H110ZM136 223H138V222H136ZM144 223H142V224H143V227H144V225H145ZM155 223H153V224H155ZM254 223H255V222H254ZM254 223H253V224H254ZM262 223H263V222H262ZM30 224H31V223H30ZM41 224H42V223H41ZM49 224H50V223H49ZM54 224H55V223H54ZM67 224H68V223H67ZM79 224H80V223H79ZM81 224H84V223H81ZM91 224H92V223H91ZM121 224H122V222H121ZM133 224H134V223H133ZM158 224H157V225H158ZM196 224H197V223H196ZM201 224H202V223H201ZM215 224H216V223H215ZM225 224H227V222H226ZM228 224H229V223H228ZM228 224H227V225H228ZM263 224H264V223H263ZM5 225H6V224H5ZM84 225H88V224H84ZM100 225H101V223H100ZM111 225H112V224H111ZM128 225H129V224H128ZM147 225H148V223H147ZM206 225H207V224H206ZM206 225H205V226H206ZM216 225H217V224H216ZM227 225H226V226H227ZM233 225H234V224H233ZM237 225L239 226V224H237ZM240 225H241V223H240ZM30 226H31V225H30ZM40 226H41V225H40ZM50 226H52V225H50ZM61 226H62V225H61ZM71 226H72V225H71ZM71 226H70V227H71ZM80 226H81V225H80ZM89 226H90V224H89ZM89 226H87V227H89ZM102 226H105V225L103 224ZM126 226H127V225H126ZM130 226H131V225H130ZM138 226H140L139 223H138ZM141 226H142V225H141ZM141 226H140V227H141ZM145 226H146V225H145ZM155 226H156V225H155ZM189 226H190V225H189ZM210 226H211V225H209V228H210ZM223 226H224V225H223ZM242 226H243V225H241V226H239V227L241 228ZM6 227H7V226H6ZM22 227H23V226H22ZM22 227H21V228H22ZM55 227H56V226H55ZM72 227H73V226H72ZM85 227H86V226H85ZM87 227H86V228H87ZM90 227L92 228V226H90ZM94 227H95V226H94ZM100 227H101V226H100ZM100 227H99V228H100ZM158 227H159V225H158ZM158 227H157L156 229H158ZM161 227H162V224H161ZM161 227H160V230H161ZM167 227H168V224H167ZM199 227H201V225H200ZM207 227H208V225H207ZM211 227H215V226H211ZM239 227H238V228H239ZM253 227H254V226H253ZM2 228H3V227H2ZM4 228H5V227H4ZM21 228H20V229H21ZM24 228H25V226H24ZM38 228H39V227H38ZM43 228H45V227H43ZM91 228H90V229H91ZM113 228H115V227H113ZM131 228H132V227H131ZM133 228L135 229L136 227H133ZM145 228H146V227H145ZM152 228L154 229L153 225H152ZM189 228H190V227H189ZM189 228H188V229H189ZM191 228H192V227H191ZM191 228L189 229L190 231H191ZM203 228H205V227L203 226ZM234 228H235V226H234ZM236 228H237V227H236ZM238 228H237V229H238ZM35 229H36V228H35ZM49 229H50V228H49ZM55 229L57 230V228H55ZM55 229H54V230H55ZM63 229H64V228H63ZM65 229H66V228H65ZM73 229H74V228H73ZM87 229H88V228H87ZM87 229H86V230H87ZM90 229L86 231V233H89L88 236H87L88 238H87L86 236H85L86 239L79 238V239H81V240H79V242L84 243L83 240H84V241L86 240L85 242L88 241V244H89V243L91 244V242H93V241H91L92 239H91V235H90V234L92 233V235H94V233H95L96 230H95L94 228H92V229L95 230V231H91V232H89ZM96 229H97V231H98L97 226H96ZM100 229H101V230H104L105 228H100ZM141 229H142V227H141ZM146 229H147V228H146ZM185 229H186V228H185ZM199 229H200V228H199ZM207 229H208V228H207ZM210 229H211V228H210ZM210 229H208V231H209ZM213 229H214V230H213ZM213 229H212L211 231H212V232H213V231L216 232V231H215V228H213ZM224 229H225V226H224ZM247 229H249V228H247ZM256 229H258V228H256ZM261 229L264 230V227L261 228ZM2 230H3V229H2ZM44 230H45V229H44ZM67 230H68V229H67ZM67 230H66V231H67ZM69 230H72V228L69 229ZM84 230H85V229H84ZM106 230H107L106 232H108V233L111 232L110 229H107V228H106ZM108 230H110V232H109ZM151 230H152V229H151ZM163 230H164V228H163ZM192 230H193V229H192ZM216 230H217V229H216ZM226 230H227V229H226ZM242 230H243V231H241V229H240L239 231H241L242 233H244L245 229H242ZM24 231H25V230H24ZM27 231H28V230H26V232H27ZM35 231H36V230H35ZM47 231H49V230H47ZM63 231H65V230H63ZM74 231H75V230H74ZM80 231H81V230H80ZM104 231H105V230H104ZM124 231H126V230H124ZM182 231H183V229H182ZM187 231H188V230H187ZM190 231H189V232H190ZM195 231H196V230H195ZM203 231H204V230H203ZM218 231H219V230H218ZM218 231H217V232H218ZM224 231H225V230H224ZM249 231H251V230H249ZM249 231H248V233H249ZM257 231H258V230H257ZM4 232H5V231H4ZM39 232H40V231H39ZM41 232H43V231H41ZM56 232L58 233V231H56ZM56 232L54 231L53 234L55 235ZM93 232H94V233H93ZM98 232H101V235L104 234V235L102 236V238L105 239V238L107 237V236L105 237L106 232H103V231H100V230H99ZM98 232H96V233H97V237L100 238L101 235L98 234ZM115 232H116V231H115ZM136 232H137V233H138V232L141 233V231H136ZM143 232H144V231H143ZM150 232H151V231H150ZM150 232H149V233H150ZM166 232H167V231H166ZM199 232H200V234H201V233L203 234V235L201 234L202 236L199 235L201 238L198 237V236H196V238H197V237L200 238V239H199L200 242H199L198 239H196V240L194 239L196 234H195L194 237H193V234L191 235V233H189V236L191 235V236L193 237L194 242L198 240L199 243H202V242H201V241H202L201 239L204 237V233H205V232H202V229H200ZM212 232H211V233H212ZM219 232H220V231H219ZM226 232H227V231H226ZM229 232H230V231H229ZM258 232H259V231H258ZM2 233H3V232H2ZM12 233H13V232H12ZM30 233H31V232H30ZM35 233H37V232H34V235H33L34 237H36V236H35ZM46 233H47V232H46ZM63 233H64V232H63ZM75 233H77V231H75ZM82 233H83V231H82ZM102 233H103V234H102ZM133 233H134V232H133ZM144 233H145V232H144ZM144 233H143V234H144ZM151 233H152V232H151ZM151 233H150V234H151ZM167 233H168V232H167ZM184 233H185V230H184ZM224 233H225V232H224ZM253 233H254V232H253ZM253 233H251V234L253 235ZM260 233H261V232H260ZM14 234H15V233H14ZM16 234H17V233H16ZM43 234H44V233H43ZM53 234L50 232V235L48 236V238H50L51 241H50L48 238H46V239L49 240V243H52V241H53L54 238H55V237L53 238V236H54ZM69 234H71V233H69ZM77 234H78V233H77ZM83 234H84V233H83ZM116 234H117V233H116ZM116 234H115V233L113 234V231H112V235H111V234H109V235H111V237H112L113 235H116ZM131 234H132V233H131ZM154 234H155V232H154ZM161 234H162V233H161ZM161 234L159 233V236H158L159 239H158V238H156V239L160 240V237H162ZM198 234H199V233H198ZM212 234H213V233H212ZM218 234H219V233H218ZM28 235H29V233H28ZM41 235H42V234H41ZM44 235H45V234H44ZM44 235H42V236L44 237ZM47 235H48V234H47ZM51 235H53V236H52L53 239L51 238ZM64 235H65V234H64ZM71 235H72V234H71ZM84 235H86V234H84ZM84 235H83V236H84ZM89 235H90V236H89ZM118 235H119V237H118ZM121 235H122V234H121ZM121 235H120V234H117L116 236H113L112 238L115 237L116 240L118 241V239L121 237ZM123 235H124V237H121V239H122V238H127V237L125 236V234H123ZM123 235H122V236H123ZM138 235H139V234H138ZM144 235H146V234H144ZM151 235H152V234H151ZM156 235H157V234H156ZM160 235H161V236H160ZM165 235H166V234H165ZM180 235H181V234H180ZM207 235H208V233H207ZM230 235H231V233H230ZM246 235H247V233H246ZM246 235H244V236L246 237ZM252 235H251V236H252ZM23 236H25V234H24ZM132 236H133V235H132ZM185 236H187V234H186ZM191 236H190V239H191V240L188 239V237H186V238L189 240V242L192 241ZM256 236H257V235H256ZM261 236H262V234H261ZM7 237H9V236H7ZM14 237H15V236H14ZM64 237H65V236H64ZM78 237H79V236H78ZM94 237H95V236H94ZM97 237H95V239H96ZM133 237H134V236H133ZM136 237H137V236H136ZM144 237L147 238V236H144ZM154 237H156V236H154ZM170 237H171V236H170ZM178 237H179V236H178ZM56 238H58V239H57V241H56V239H55V241H56V243L59 245V242H58V240H59V238H60V237H59V234H58V236H57V234H56ZM98 238H97V240H98ZM109 238H110V236H109ZM115 238H114V239H115ZM117 238H118V239H117ZM139 238H141V237L139 236ZM183 238H184V234H183ZM183 238L180 237V239H182L181 241H183ZM186 238H185V239H186ZM209 238H210V237H209ZM249 238H250V237H249ZM251 238H253V237H251ZM256 238H257V237H256ZM262 238H263V237H262ZM34 239H35V238H34ZM36 239H37V238H36ZM62 239H63V234H62ZM87 239H88V240H87ZM93 239H94V238H93ZM114 239H113V240H114ZM121 239H119L120 241H118L119 244H118V242H117L118 245H120V243H121L120 246H122V240H121ZM187 239H186V241H188ZM203 239H204V238H203ZM207 239H208V238H207ZM39 240H40V239H39ZM39 240H37V241H39ZM100 240H101V239H100ZM129 240H130V239L127 240V243L129 242ZM136 240H137V239H136ZM140 240H141V239H140ZM146 240H147V239H146ZM148 240H149V239H148ZM163 240H164V239H163ZM242 240H243V239H242ZM251 240H252V239H251ZM253 240H255V239H253ZM258 240H259V239H258ZM258 240H257V241H258ZM31 241H32V240H31ZM35 241H36V240H35ZM45 241H46V240H45ZM59 241H60V240H59ZM89 241H90V242H89ZM110 241H111V238H110ZM123 241H124V240H123ZM125 241H126V240H125ZM131 241H132V240H131ZM142 241H145V239L142 240ZM164 241H166V240H164ZM167 241H168V240H167ZM206 241H207V240H206ZM246 241L248 242V239H247ZM39 242H40V241H39ZM43 242H44V241L42 240V242H41L42 244H40V243H39V244H40V245H43ZM60 242H61V241H60ZM66 242H67V241H66ZM73 242L75 243V237H74V239H73ZM79 242H76L77 247H74V244H72L73 246H72L71 244H70V246H67V248L69 247V248L67 249L68 251L66 250L67 253L64 254V251H63V253L61 252L62 257H63V259L66 261V263L68 262V257H71V256H72L73 259H74L75 254L72 255V252H74V251L77 250V249H76V250H73V251L69 252V250L71 249L70 247L72 246L73 248H78V245L80 244ZM100 242H101V241H100ZM107 242H109V241H107ZM111 242H112V241H111ZM111 242H109V243H111ZM161 242H162V240H161ZM194 242H192V244H194ZM237 242H238V241H237ZM247 242H245V243H247ZM251 242H253V241H251ZM30 243H32V242H30ZM47 243H48V242H47ZM47 243L44 244V245L47 246ZM49 243H48V244H49ZM96 243H97V242H96ZM103 243H104V242H103ZM109 243H108V245H112V246H111V248H109L108 245H106V247H104V248H107V251H106L107 254H105L106 256H105V255H104V256L107 257V258H109V260H111V256H112V255L115 257V255H116L115 253H116V252H117V256H118L119 254H118V250H117V251H113V252H112V255H110V257H109L108 254H110V250H108V249L114 250L115 247L117 246V245L114 246L116 243H115V244L113 243L114 245H113L112 243H111V244H109ZM125 243H126V242H125ZM137 243H138V242H137ZM141 243H142V242H141ZM145 243H146V242H145ZM147 243H149V242H147ZM147 243H146L145 246H143L144 248H148ZM150 243H151V242H150ZM164 243H166V242H164ZM183 243H184V241H183ZM195 243H196V242H195ZM199 243H198V245H200L199 247L203 246V245H201V244H199ZM207 243H208V242H207ZM233 243H234V242H233ZM28 244H29V243H28ZM61 244L63 245L62 242H61ZM88 244H87V243H86V245L83 244L85 247L79 245V248H80V249H79V248H78V249H79L80 251L78 250L79 253L76 252V254H81V250H82V251H83V250L85 251V248H86V246L88 247ZM92 244H93V243H92ZM184 244H185V243H184ZM186 244H187V243H186ZM190 244H191V243H190ZM239 244H240V242H239ZM250 244H252V248H253V243H250ZM29 245H30V244H29ZM32 245L35 247V243H34V244L32 243ZM36 245L38 246V248H37V246H36L35 248L39 249V250H37V249H36V250H37L38 252L40 251V254H35V255H39V256H41V257L45 255V257H46V255H48V254H45V253H44L43 250H45V248L43 249V247H40V245H38V244H36ZM51 245H52V244H51ZM65 245H68V244H65ZM139 245H141V244H139ZM143 245H144V244H143ZM196 245H197V244H196ZM245 245H246V244H245ZM263 245H264V244H263ZM30 246H31V245H30ZM53 246H54V244H53ZM53 246H52V247H53ZM90 246H91V245H90ZM90 246H89V247H90ZM92 246H93V245H92ZM92 246H91V248H93ZM98 246H99V244H97V246L94 245V248H98ZM103 246H104V245H103ZM107 246H108V247H107ZM113 246H114V247H113ZM120 246H117V247H120ZM221 246H222V245H220V247H221ZM223 246H224V245H223ZM259 246H260V245H259ZM259 246H258V247H259ZM31 247H32V246H31ZM31 247H29V248H31ZM81 247H83L84 249L81 248ZM89 247H88V249L86 248V250H88V252H89V250H90ZM112 247H113V248H112ZM124 247H125V244H124V246L122 247V249H123ZM141 247H142V245H141ZM141 247H140V249H141ZM195 247H196V246H194V248H195ZM205 247H206V246H205ZM220 247H219V249H220ZM234 247H235V246H234ZM234 247H233V249H234ZM238 247H239V246H238ZM258 247H257L256 250H259V252H260V249H259ZM35 248H34V249H35ZM47 248L50 250L49 247H47ZM53 248H55V247H53ZM58 248H59V247H58ZM99 248H100V247H99ZM133 248H134V246H133ZM206 248H207V247H206ZM206 248H205V249H206ZM208 248H209V247H208ZM208 248H207V249H208ZM255 248H256V247H255ZM4 249H6V248H4ZM48 249H46L47 252H49ZM116 249H118V248H116ZM116 249H115V250H116ZM119 249H120V248H119ZM122 249H121L119 252H121ZM203 249H204V248H203ZM209 249H212V248L210 247ZM214 249H215V248H214ZM235 249H237V248H235ZM262 249H263V248H262ZM8 250H9V248H8ZM20 250H21V249H20ZM56 250H58V249H56ZM93 250H95V249H93ZM93 250L90 251V255H91V252H92V253L95 252V251L93 252ZM97 250L99 251V249H97ZM126 250H128V249L126 248ZM130 250H131V248H130ZM144 250H145V249H144ZM249 250H250V249L246 250V252H247V251H248V252H251V251H249ZM253 250H254V249H253ZM5 251H6V250H5ZM66 251H65V252H66ZM84 251L82 252L81 255H79V257L82 258V255H83V256H86L85 259L87 260V253H88V252H86V251L84 252ZM98 251H96V252L98 253ZM101 251H102V250H101V248H100V251H99V252H101ZM140 251H141V250H139L138 252H140ZM206 251H207V250H206ZM220 251H221V250H220ZM222 251H224V250H222ZM227 251H230V250H227ZM235 251H236V250H235ZM238 251H239V248H238ZM42 252L44 253V255H42ZM51 252H52V254H53L54 250H53V251H50V255H51ZM68 252H69V255H70V256L67 257ZM102 252H103V251H102ZM102 252H101V253H102ZM128 252H129V251H128ZM132 252H133V251H132ZM142 252H143V249H142ZM142 252H141V253H142ZM207 252H209L210 254H211V253L214 254L213 252H211V250H209V251H207ZM214 252H215V251H214ZM224 252H225V251H224ZM239 252H240V251H239ZM254 252H255L256 254H254V253L251 252V253H249V254H250L249 256H250V257L252 256L253 258L251 257V259L255 260V257H254V256L256 255L257 258H258V259H256V262H257V260H259V258L261 257V254L258 253V251H257V252L254 251ZM263 252H264V250H263ZM18 253H19V252H18ZM34 253H35V252H34ZM36 253H37V252H36ZM84 253H86V254L84 255ZM123 253H124L125 256H126V251L123 252ZM141 253H139V255H140ZM1 254H2V253H1ZM5 254H6V253H5ZM5 254H4V255H5ZM24 254H25V253H24ZM54 254H55V253H54ZM56 254H57V252H56ZM95 254H96V253H95ZM99 254H100V253H99ZM103 254H104V253H103ZM121 254H122V252H121ZM121 254H120V255H121ZM131 254H132V253H131ZM135 254H136V252H135ZM212 254H211V255H212ZM230 254H231V252H230ZM234 254H236V253H234ZM253 254H254V255H253ZM6 255H7V254H6ZM64 255H66L65 257H66L67 259L64 258ZM92 255H93V256H97V255H94V254H92ZM107 255H108V256H107ZM120 255H119V257H120ZM122 255H123V254H122ZM122 255H121V256H122ZM139 255H138V258H139V257L141 258V255H140V256H139ZM225 255H226V254H225ZM240 255H241V254H240ZM240 255H239V256H240ZM246 255H247V254H246ZM259 255H260V257H259ZM263 255H264V254H263ZM117 256H116L115 258H116L117 261H118ZM230 256H231V255H230ZM9 257H11V256L9 255ZM16 257H17V256H16ZM45 257H43V258H45ZM47 257H49V256H47ZM56 257H57V256H56ZM77 257H78V255H77ZM101 257H102V255H101ZM232 257H233V256H232ZM19 258H20V257H19ZM19 258H18V259H19ZM54 258H55V257H54ZM58 258H59V256H58ZM75 258H76V256H75ZM93 258H94V257H93ZM98 258H99V257H98ZM98 258H97V260H98ZM107 258H106V259H107ZM123 258H124V255H123ZM248 258H249V257H248ZM12 259H13V258H12ZM12 259H11V260H12ZM37 259L40 260V258H37ZM56 259H57V258H56ZM71 259H72V258H71ZM77 259H80V258H77ZM94 259L96 260V258H94ZM100 259H101V258H100ZM112 259H113V258H112ZM243 259H244V258H243ZM251 259H250V260H251ZM47 260H48V259H47ZM52 260H53V259H52ZM57 260H58V262L61 261V260H59V259H57ZM97 260H96V261H97ZM109 260H108V261H109ZM236 260H237V259H236ZM253 260H252L251 262H253ZM263 260H264V259H263ZM263 260L260 258V261H263ZM65 261H64V263H65ZM71 261H72V260H71ZM74 261H75V262H74ZM74 261H73V263H74V264H77L78 261H80V260H77V263H76V259H75ZM81 261L84 262V260H82V259H81ZM87 261H88V260H87ZM232 261H233V260H232ZM0 262H1V260H0ZM11 262H12V261H11ZM18 262H19V261H17V263H18ZM21 262H22V261H21ZM24 262H25V261H24ZM39 262H40V261H39ZM46 262H47V261H46ZM46 262L44 261V263H42V264H47ZM58 262H57V264H58ZM114 262H115V261H114ZM195 262H196V261H195ZM233 262H234V261H233ZM235 262H236V261H235ZM246 262H247V261H246ZM249 262H250V261H249ZM15 263H16V262H15ZM25 263H26V262H25ZM25 263H24V264H25ZM52 263H53V262H52ZM69 263H70V262H69ZM73 263H72V264H73ZM79 263H80V262H79ZM110 263H112V261H111ZM116 263H118V262H116ZM27 264H28V263H27ZM32 264H33V263H32ZM39 264H40V263H39ZM53 264H56V262L53 263ZM112 264H113V263H112ZM251 264H252V263H251Z\"/></svg>",
    "mask_w": 264,
    "mask_h": 264
}]
</instances>
